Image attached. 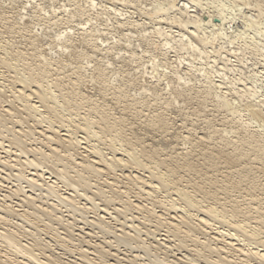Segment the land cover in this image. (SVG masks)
I'll return each instance as SVG.
<instances>
[{"label":"rangeland","instance_id":"374dc122","mask_svg":"<svg viewBox=\"0 0 264 264\" xmlns=\"http://www.w3.org/2000/svg\"><path fill=\"white\" fill-rule=\"evenodd\" d=\"M16 1V2H15ZM32 1H34V2H32ZM88 1V0H87ZM124 2V4H123V2ZM127 1V2H126ZM147 1V2H146ZM175 1V3H177L178 2V4L181 6V5H183V4H186V3H188V2H191V5L193 6V4H195L196 5V3L194 2L193 3V0H174ZM216 1V4L214 3V4H212L213 2H215ZM239 1V2H238ZM50 2H51V4H50ZM92 2H94V4L92 5L93 7L95 6V8H93V9H90L91 8V5H89L88 3H86L85 4V1H83V5H84V9L82 8L81 10H77V11H79V13H76L75 12V10L78 8V4H80L79 3V1L78 0H0V46H2L3 47V45L4 44H6V45H4V49H5V52H6V50L7 51H9L8 52V54H9V57H11V62L13 63H16L17 61H18V59H21V60H19L16 64H18V66L15 64V65H13V66H16V68H18L19 70H22V68H21V65H22V67L23 68H25L24 66H30V65H32V67H36V66H38L37 65V63L38 64H40L41 63V61H42V59H39V58H43V60L44 61H46L45 62V64L44 65H46V64H50V61L52 62L51 64H50V68L52 67V69H51V73H50V75H51V82H50V75L47 77V78H45V80L47 81V80H49L48 81V83L50 82V83H52V82H57L58 80H60V79H62L63 80V82H62V80H60L59 81V83L61 84H63V88H64V85L66 84L68 87V89H59V91H60V93H59V91L57 90H55L56 91V93L58 92L61 96H60V98H59V101L61 100V97H63V100H65L66 99V97H75L74 96V93H71V91H70V86H71V84H72V82L74 83V81L76 82V81H78L79 82V80H80V82L78 83L77 82V84H79V87L83 90V91H79L78 93V97H75L76 98V103L78 104V108L80 107L79 106V103H80V101L79 100H81V108H80V110L79 109H77V110H79L78 112V115L79 116H81L82 117V115L85 117V115H86V117H87V115H88V118L90 117V118H95V119H97L98 117V115H100V113L98 114V113H95L94 114V112H93V114H92V108H94V106L93 105H95V107L96 108H99V109H101V111L99 110V112H104V113H106V111H107V117L108 118H110V120L114 117V119L113 120H111V122H114V121H118L119 119H117L118 117L117 116H119V114H120V117L119 118H121L122 117V120L124 119V118H126L127 120H128V122L131 124H129V123H127V120L126 121H122L121 122V120H119L120 121V124H119V121H118V123L117 124H119V127H118V129H119V132L121 131H123V130H125V129H127L128 131H123L124 133H126L127 135H125L124 136V133L122 132H120V134H121V136L124 138V137H126V138H129V137H131V136H129V135H131L132 133H130L131 131H130V128H134L135 130H136V132L139 134V136L140 137H142V135H143V137H142V139H143V142H144V146L147 144V146H145L146 148L148 147V149H150L151 147H153V142L150 140V138L149 137H147L146 135H145V133H144V131H141L142 130V128L140 127V125H141V119H140V117H139V115L141 116L142 115V117H143V113L144 114H152V113H149V112H159V111H161V109H162V111H164V114H165V110H164V108H163V106H165L164 104H163V97H164V100H167V99H170V97H174V101H173V104L177 101L178 103H177V106L179 105V104H181L180 106H178L177 108H175V110L173 109L172 111L171 110H166V117L167 118H169L172 122V127H174V129L172 128V129H170L172 132L174 131L176 134H178V135H180V136H182L183 137V139L180 137L179 138V141H178V138L176 139V137H172V136H170L171 134L169 133V131L170 130H167V132H164V133H162V135H161V132H158V133H156V134H159L160 136H163V137H159L158 135H157V139L158 138H160V143H158V144H156L157 146H158V148L159 149H161L160 151H159V153H158V157H159V159H166V156L168 157V163L169 164H172V165H170V167H175V166H183L184 167V158H183V160H182V158H181V156L179 155L180 153H181V151H185V153H187V151L189 152V153H191V155L189 154V156L190 157H188V160H190V162L192 163V162H194V163H192V166L193 167H191V171H189V172H191V173H184L182 170L184 169L183 167H179L180 169L181 168H183L182 170H181V172H179L178 174H176V176L175 177H178V178H180V177H182V179H181V184H182V186L184 185V186H189V184H193L194 182V184L195 185H197L198 184V186L200 185V186H203V185H205V181H206V183H208V180H206V179H208L207 178V175L208 176H210L212 173V175H211V180H213L214 179V177L216 176V179H214L213 180V182H215V180H217V179H219L220 177L222 178V181L223 182H221L220 181V179L219 180H217V182H219L220 181V183H222V184H224V185H228V189H227V195L228 196H226V192L223 194V193H219L218 195H219V198L221 197V200H219L218 201V203L216 202V204H220L221 206L222 205H224V207H226L227 208V210H229L230 209V206H229V204H230V202L228 201H226L225 202V200H226V198L228 197V198H232V199H235V197H236V200L237 201H240L239 202V205L241 206V208L243 209V207H244V209H243V211H245L246 209L247 210H249V205H248V203H250V200L251 199H255V200H260V201H258L259 203L262 201V199H263V201H264V191H263V189H259V188H262L261 186H262V184H264V180H263V178H264V176L262 175L263 173H261L262 171H259L258 169L260 168V166H256V164H254V166H248L250 169H249V171L247 172V173H244V175L241 177V174H240V177H237V176H239V175H234V177H232L231 176V179L230 178H226L225 179V177H229L228 175H226V169H224V168H222V167H224V166H222V167H220V168H216V167H218V166H210V164H209V161H208V159H207V156L205 155V154H203V153H200L199 154V151L203 148H201V149H196L195 148V146H193L194 144H195V142H194V140L196 141L197 140V138H193V137H190V138H188L187 140L184 138V136H189V134H190V132H191V130H192V128H193V130H192V132L193 131H195L194 129L196 128V131H197V135L199 134L200 136L202 135V133H205L206 132V130L205 129H208V126H210L209 127V129L208 130H211L212 128H218V126H219V128L217 129V130H219V129H221V131H222V129H228V124L225 122L224 123V119H226V113L225 112H222V111H217V109L215 108H213L214 107V103H216V99H215V97H210V98H205L206 97V93H203V90L201 89V87H200V85H202L203 83H205V81L207 80V78L206 77H208V75L206 74V73H204L203 72V69H209V64L210 65H214L213 64V61H215L214 59H216V57H218V54H216V52L217 53H219L220 51V53H219V55L221 54L222 55V57H224V58H226V59H228L229 58V62H230V64L234 67V65H236L234 68L235 69H237V70H239L240 71V69H243L242 67L244 66V69L243 70H245L246 68L248 69V71H247V69L245 70V71H247L246 72V75H245V79L247 80H242V81H240L239 80V78H240V72H235V74H233V73H229V74H221L220 75V72H218L219 74H217V73H214V76H213V74H212V76H210V77H214V79L216 80L217 78H218V76H224V78H221V77H219L220 78V80H219V78L216 80V85H217V83H218V86H219V84H221L222 82H224V81H226V82H228L229 83V80L231 81V82H233L234 81V83L236 84V83H238V84H236V87L238 88H236L237 89V91H239V88H241L242 89V85H240L239 84V82L241 83V84H248L247 86H249V87H251V88H253L256 92H257V95L256 96H258L259 95V97H257L256 99H257V101H259V102H256L255 103V100L256 99H254V100H250V99H248V98H245V96L244 97H242V98H239L240 100V104L242 103V104H244V105H239L238 104V107H240V108H244V109H247L250 105H253V107L254 106H256L257 104H259V105H263V106H261V108H262V110H264V71H263V68H264V0H200V1H198V0H196V2L198 3H200V2H202V4H204L205 6H207V3H208V5L210 6V7H208L207 8V13L209 14V16H211V19L212 20H210V22H208L207 24H206V30L207 31H216V30H218V28H217V25H219L220 23V18H218V16H220L221 18H222V23H221V27L222 28H224L225 30V32H228V33H231V34H236L238 31H240V33H242L241 35H239L238 36V38H239V40L236 42V46L235 45H232V46H235L234 48L232 47V46H229V44H223V45H221L220 44V46H218V47H213L212 45H210V44H208V45H206L205 47H206V50H214V49H218L219 47H221L222 46V49L220 50V48L218 49V51H216V52H212V54L210 53V58H208L209 57V54H206L205 53V51H203L201 48L200 49H198V48H196V54H195V50L194 49H191V47L189 46V45H191V44H189L188 43V41L186 40V36L189 34L188 32H189V30H187V29H185L184 27H180V25L179 24H175V25H167V23H165V21L164 20H166L167 18H170L171 16H172V14H173V11L172 10H167V8H169V6L167 5L168 4V1L167 2H164L163 0H93ZM101 2V3H100ZM122 2V3H121ZM138 2H139V4H138ZM38 5H37V4ZM76 3V4H75ZM104 3V4H103ZM161 3L164 5V6H162L161 5ZM166 3V4H165ZM182 3V4H181ZM27 4V5H26ZM90 6L89 8L88 7H86V6H88V5ZM157 4V5H156ZM236 4V5H235ZM12 5V6H11ZM25 5V6H24ZM40 6L39 8H41V9H37V6ZM51 6V8H52V10H51V8H50V6ZM54 5V6H53ZM64 5V6H63ZM136 7H135V6ZM156 5V6H155ZM158 5H160L159 7H158ZM240 5V6H239ZM246 5V6H245ZM260 5V6H259ZM16 6V7H15ZM21 6V7H20ZM24 6V7H23ZM53 6V7H52ZM77 6V7H76ZM140 6V7H139ZM234 6H236V7H234ZM9 7V8H8ZM25 7H26V9H25ZM28 7V8H27ZM62 9H61V8ZM68 7V8H67ZM154 7V8H153ZM157 7V8H156ZM163 7L165 8V9H163ZM198 8H196V7H194V9L197 11V12H199L200 10V8H199V6H197ZM234 7V8H233ZM242 8V10H237L238 8L239 9H241ZM24 8V9H23ZM50 10H49V9ZM54 8V9H53ZM60 8V9H59ZM161 8V9H160ZM233 8V9H232ZM45 9V10H44ZM49 11H47V10ZM64 9V12H75L74 14H76V15H74V20L75 21H72V23L70 24H60L61 22H59V19L60 18H62V16L65 14L62 10ZM154 9H155V11H154ZM158 9H159V11H158ZM193 8H191L190 9V11L192 10H194ZM234 9H236V11L234 10ZM11 10V11H10ZM18 10V11H17ZM23 12H22V11ZM32 10V11H31ZM39 10V11H38ZM41 10H42V12H41ZM58 12H57V11ZM66 10V11H65ZM86 12H85V11ZM87 10H88V12H87ZM92 10V11H91ZM107 10V11H106ZM164 10V11H163ZM233 10H234V12H233ZM253 10V11H252ZM33 11H36V14H35V12H33ZM50 11H52L51 13H50ZM57 12V14L55 13V12ZM158 11V12H157ZM232 11V12H231ZM239 11H240V13H239ZM14 12V13H13ZM27 12V13H26ZM30 12H32V13H30ZM38 12H40V13H38ZM45 12H47V13H45ZM60 12V13H59ZM154 12H156V13H154ZM166 12V13H165ZM261 14H260V13ZM19 13V14H18ZM37 13H38V16H37ZM44 13V14H43ZM58 13H59V15H58ZM94 13V14H93ZM115 13V14H114ZM117 13V14H116ZM151 13V14H150ZM160 13V14H159ZM236 15H235V14ZM239 13V14H238ZM243 13V17L241 16V14ZM263 13V14H262ZM17 14V15H16ZM29 14H32V15H29ZM40 14V15H39ZM50 14V15H49ZM55 14V15H54ZM81 14V15H80ZM98 14V15H97ZM155 14V15H154ZM156 14H158V15H156ZM165 14V15H164ZM203 14V13H202ZM231 14H233V15H231ZM244 14H245V16L247 15L248 16V19H249V17H250V22H247V24H246V21H245V19H244ZM33 15H34V17H33ZM45 15H46V17H45ZM62 15V16H61ZM204 15V14H203ZM238 15V16H237ZM252 15V16H251ZM8 16V17H7ZM32 16V17H31ZM41 16V17H40ZM45 18H44V17ZM49 16V17H48ZM51 16V17H50ZM141 16V17H140ZM147 16V17H146ZM205 16V15H204ZM237 16V17H236ZM3 17V18H2ZM31 17V18H30ZM36 17H37V19H36ZM60 17V18H59ZM241 17H242V19L244 20V22H243V20L241 19ZM8 18V19H7ZM16 18H17V20H16ZM42 18H43V20H42ZM56 18V19H55ZM137 18V22H138V26L140 27H138L137 25H135L134 26V22H133V20H135ZM232 18V19H231ZM30 19H35L34 21L33 20H30ZM40 19V20H39ZM49 19V20H48ZM116 19V20H115ZM119 19V20H118ZM128 19V21H126ZM132 19V20H131ZM163 19V20H162ZM14 20V21H13ZM45 20V21H44ZM51 20V21H50ZM112 20V21H111ZM158 20V21H157ZM213 20H214V22H213ZM252 20H254V23H252L251 21ZM11 21V22H10ZM36 21H38V22H36ZM39 21H41V22H39ZM46 21H48L47 23H46ZM53 21H55L52 25H50L51 24V22H53ZM163 23H162V22ZM241 21V22H240ZM249 21V20H248ZM17 22V23H16ZM43 22V23H42ZM58 22H59V24H58ZM75 22V23H74ZM80 24H79V23ZM92 22V23H91ZM125 22V23H124ZM127 22H130L129 24L127 23ZM153 22V23H152ZM155 22V23H154ZM158 22V23H157ZM22 23V24H21ZM33 23V24H32ZM35 23H36V27H35ZM40 23V24H39ZM42 23V24H41ZM50 23V24H49ZM118 23L121 25L122 24V27L121 26H119L118 25ZM142 23V24H141ZM162 23V24H161ZM252 23V24H251ZM24 24V25H23ZM39 24V25H38ZM43 24H45V26H47V27H45ZM91 24V25H90ZM114 24V25H113ZM127 25V26H129V25H131V28H133L134 30H132V29H130L129 27H127V26H125V28H124V25ZM237 24H241L239 27L237 26ZM245 24V25H244ZM14 25V26H13ZM43 27H42V26ZM79 25V26H78ZM90 25V26H89ZM116 25V26H115ZM133 25V26H132ZM33 26V27H32ZM70 26V27H69ZM115 26V27H114ZM242 26V27H241ZM245 26V27H244ZM5 27V28H4ZM32 27V28H31ZM50 27V28H49ZM69 27V28H68ZM77 27V28H76ZM92 27V28H91ZM120 27V28H119ZM159 27H161V30L163 29V31H164V33H161V34H158V31H157V29H160ZM163 27V28H162ZM177 27V28H176ZM240 27H241V29H240ZM22 28V29H21ZM39 30H38V29ZM43 28V29H42ZM48 28V29H47ZM95 28H96V30H98V29H100L99 31L100 32H105V37L103 36V38L105 39V40H107V41H104V39H100V41L98 42L99 44L101 43V45L99 46V47H92V44H91V42L89 41V43H90V45H89V43H88V40H87V43H86V40L85 39H87L88 38V35H90L89 37H91V34H94V35H98L97 33H96V30H95ZM123 30H122V29ZM139 28V29H138ZM244 28V29H243ZM14 29V30H13ZM41 29V30H40ZM50 29V30H49ZM180 29V30H179ZM198 29H200L201 31L204 29V26L202 25V26H199V28ZM7 30V31H6ZM29 30V31H28ZM34 30H36V31H34ZM84 30V31H83ZM93 30V31H92ZM132 30V31H131ZM136 30V31H135ZM156 30V31H155ZM28 31V32H27ZM34 31V34L32 35L31 34V32H33ZM77 31V32H76ZM135 31V32H134ZM199 31V30H198ZM8 32V33H7ZM12 32V33H11ZM18 32V33H17ZM25 32V33H24ZM63 32V33H62ZM80 32V33H79ZM81 32H83V34L81 33ZM86 32H88V33H86ZM166 32H168V33H166ZM183 32V33H182ZM35 33H36V35H37V37H36V35H35ZM62 35H61V34ZM86 33V34H85ZM152 33V34H151ZM179 33V34H178ZM67 34H68V36H67ZM80 34H82V35H80ZM106 34L108 35V36H106ZM114 34V35H113ZM165 34H167L166 36H168V34L171 36L172 35V37H169L170 38V40H169V38L167 39V37L166 38H164L163 37V39H162V36L161 35H165ZM177 34L179 35V36H177ZM180 34H182V35H180ZM28 35V36H27ZM48 37H47V36ZM159 35V36H158ZM184 35V36H183ZM22 36V37H21ZM36 38H35V37ZM43 36V37H42ZM54 36V37H53ZM61 36H62V40H60L61 41V43L59 44L58 43V41L59 40H57V42L56 41H54L55 39H59V37L61 38ZM65 36V38H66V41L65 42H63V40H65V38H63ZM69 36H70V38H69ZM72 36V37H71ZM80 38H79V37ZM173 36L177 39H174L173 38ZM32 37H34V38H32ZM51 37L53 38L52 40L53 41H51ZM57 37V38H56ZM67 37H68V39H67ZM76 37V38H75ZM95 37H97V36H95ZM116 39H115V38ZM158 37H160V38H158ZM12 38H14V40L12 39ZM72 38H74L75 39V41L74 40H72ZM82 38H84V39H82ZM98 38V40H99V38H101V37H97ZM142 38V39H141ZM171 38H172V41H171ZM183 38H184V40H183ZM27 39V40H26ZM36 39V40H35ZM79 41H78V40ZM140 39V40H139ZM160 39V40H159ZM26 40V41H25ZM50 40V41H49ZM70 40V41H69ZM83 40V41H82ZM167 40V41H166ZM195 40H196V42H197V38L195 39L194 38V40L192 41L193 43H195L196 45H197V43L195 42ZM2 41V42H1ZM5 41H7V42H5ZM32 43H31V42ZM43 41V42H42ZM76 43V45H75V43ZM80 41H82L81 43H80ZM105 43H104V42ZM144 41H145V43H144ZM158 41V42H157ZM34 42V43H33ZM36 42V43H35ZM56 42V43H55ZM69 42H71L72 44H74V46L70 43L69 44ZM164 42V43H163ZM168 42V43H167ZM173 44H172V43ZM79 43V44H78ZM84 43V44H83ZM117 43V44H116ZM170 43V44H169ZM186 43V44H185ZM200 42H199V40H198V44H199ZM215 43H216V40H215ZM24 44V45H23ZM32 44V45H31ZM33 44H34V47H33ZM65 46H63V45ZM67 44H69L68 46H69V48L66 46ZM89 45V46H87V45ZM106 44H108V45H106ZM130 44V45H129ZM18 45H19V47H18ZM50 45V46H49ZM80 45V47H78ZM102 45H104L103 47H102ZM115 45V46H114ZM119 47H118V46ZM139 45V46H138ZM163 45V46H162ZM226 45V46H225ZM16 46V47H15ZM25 46V47H24ZM71 46V47H70ZM159 46V47H158ZM225 46V47H224ZM229 46V47H228ZM8 47V48H7ZM13 47V48H12ZM22 47V48H21ZM30 47V48H29ZM56 47V48H55ZM64 47V48H63ZM72 47H74V48H72ZM77 47V48H76ZM89 47V48H88ZM92 47V48H91ZM112 47V48H111ZM164 47H166V49L164 48ZM188 47H190V48H188ZM204 47V46H203ZM225 49H224V48ZM16 48V49H15ZM27 48V49H26ZM43 48V49H42ZM49 48V49H48ZM83 48L85 49H87V50H89L90 52H88V51H86V49H85V51L83 50ZM98 50H96V49ZM108 48V49H107ZM139 48V49H138ZM173 48V49H172ZM185 48V49H184ZM0 58L2 57L3 58V54L4 53H2L1 54V52L3 51L4 52V50H2V48L0 47ZM93 51H92V50ZM94 49H95V51H94ZM109 49H111L110 50V53H109ZM180 49V50H179ZM183 49V50H182ZM189 49V50H188ZM203 49H205V48H203ZM224 49V50H223ZM227 49V50H226ZM17 50V51H16ZM38 50V51H37ZM77 50V51H76ZM80 50V51H79ZM101 50V51H100ZM105 50H106V52H105ZM123 50V51H122ZM177 50H179V51H177ZM194 50V51H193ZM200 52H199V51ZM220 50V51H219ZM229 50V51H228ZM230 50H232V51H230ZM16 51V52H15ZM79 51V52H78ZM84 51V54L82 53ZM101 52V53H99V54H95V52ZM104 51V54L102 53ZM175 51H176V54H175ZM235 51V52H234ZM21 54V56H24L23 58H25L26 60H23L22 61V57L21 58H17L18 56V54L19 53ZM22 52H24V54H22ZM88 52V53H87ZM94 52V56L92 55V53ZM108 52V53H107ZM112 52V53H111ZM117 52V53H116ZM136 52V53H135ZM156 52V53H155ZM190 52V53H189ZM192 52H194V53H192ZM203 53V54H199V53ZM233 52V53H232ZM7 53V52H6ZM5 53V54H6ZM15 53V56H14V58L12 57L13 56V54ZM16 53H17V55H16ZM32 53V54H31ZM40 53V54H39ZM61 53V54H60ZM87 53V54H86ZM119 53V54H118ZM161 53V54H160ZM162 53H164V54H162ZM231 53V54H230ZM10 54H11V56H10ZM36 54H39V55H37L36 56ZM79 54V55H78ZM83 54V55H82ZM110 56H109V55ZM112 54V55H111ZM195 54V55H194ZM197 54H199L200 56H202V57H200L199 55H197ZM213 54H215V57L213 56ZM226 54H230V55H228V57H227V55ZM238 54V55H237ZM7 55V54H6ZM34 55V56H33ZM82 55V56H81ZM88 55V56H87ZM99 55V56H98ZM106 55H107V59H103V56H105L106 57ZM126 55V56H125ZM132 55V56H131ZM147 55V56H146ZM158 55V56H157ZM166 57H165V56ZM177 55V56H176ZM194 55V56H193ZM197 55V56H196ZM208 55V56H207ZM226 55V56H225ZM8 56V55H7ZM26 56V57H25ZM38 56H40V57H38ZM44 56V57H43ZM81 56V57H80ZM86 56V57H85ZM97 56V57H96ZM109 56V57H108ZM125 56V57H124ZM127 56H130V57H128L127 58ZM134 56V57H133ZM162 56V57H161ZM164 56V57H163ZM170 56V57H169ZM185 56V57H184ZM186 56H187V58H186ZM189 56H191V58H189ZM196 56V57H195ZM199 56V57H198ZM207 56V57H206ZM230 56V57H229ZM36 57H38V58H36ZM62 57V58H61ZM65 57V58H64ZM70 57V58H69ZM104 57V58H105ZM115 57V58H114ZM44 58H47L46 60L44 59ZM49 58H51V59H49ZM81 58V59H80ZM85 58H87V59H89V60H87V59H85ZM91 58H92V60H91ZM99 58H101V59H99ZM130 58H132V59H130ZM165 58H166V60H165ZM190 60H189V59ZM198 58H200V59H198ZM207 60H206V59ZM67 59V60H66ZM72 59V60H71ZM85 59V60H84ZM98 59V61L100 62H96V60ZM159 59V60H158ZM188 59V60H187ZM41 60V61H40ZM49 60V61H48ZM52 60H54V61H56V60H58V61H60L61 62V64H60V62H58L57 63V61H56V63L54 62V61H52ZM102 62H101V61ZM103 60L105 61V63L103 62ZM192 60H194V61H192ZM205 60V61H204ZM211 60V61H210ZM217 60V59H216ZM22 61V62H21ZM44 61H42L43 63H44ZM72 61V62H71ZM86 61V62H85ZM97 63H95V62ZM163 61V62H162ZM169 61V62H168ZM192 63H191V62ZM207 61V62H206ZM233 61V62H232ZM0 62H1V59H0ZM20 62V63H19ZM28 63V65L26 64V63ZM33 62H34V65H33ZM40 62V63H39ZM93 63V64H91V63ZM196 62V63H195ZM221 61H218L217 62V64L221 67ZM25 63V64H24ZM36 63V64H35ZM70 63V64H69ZM81 63V64H80ZM121 63V64H120ZM169 63V64H168ZM189 63H191V65L189 64ZM207 63V64H206ZM247 63V64H246ZM257 63H259V64H257ZM262 65H261V64ZM53 64V65H52ZM56 66H55V65ZM69 66H67V65ZM95 64H96V67H95ZM101 66H100V65ZM111 64V65H110ZM194 64H196V65H194ZM202 64V65H201ZM206 64V65H205ZM65 65H66V67H65ZM97 65H99L98 66V68H97ZM103 65V66H102ZM199 67H198V66ZM57 67L58 68V70H60V71H57L55 74H53L54 72H55V67ZM87 66V67H86ZM93 66V67H92ZM169 66H171V67H169ZM190 66V67H189ZM207 66V67H206ZM241 66V67H240ZM255 66V67H254ZM0 67H1V63H0ZM31 67V66H30ZM77 67H79L78 69H77ZM134 67V68H133ZM175 67V68H174ZM188 67L191 69V70H193V71H191L190 69H188ZM196 67V68H195ZM197 67H198V69H197ZM53 68H54V71H53ZM60 68V69H59ZM64 68V69H63ZM68 70H67V69ZM99 68H101L102 70H103V72H102V76H104L105 78H106V80L105 81H103L104 79V77H102V78H100V79H98L96 76H97V73L99 72ZM123 68V69H122ZM156 68V69H155ZM170 68V69H169ZM250 68H252V70L254 71H251V69ZM63 69V70H62ZM108 69V70H107ZM0 70L3 72V75L4 76H2L1 78H3V80H1V78H0V81H1V83H3V84H7V85H10L9 87H8V89H7V91L8 92H5V93H7V94H5V93H3L2 95L3 96H1L0 97V101L3 99L5 102H3V100L0 102L1 103V105H0V118L2 117V119L4 118V123H6V121L5 120H8V122L6 123V126L7 127H9V128H11V125L13 124V126H15V127H12V129H14V131H16V129H17V131L18 132H21L22 130L24 131V130H26V131H30V132H32L33 133V135L32 136H30V137H28V136H24L23 137V139L25 138L26 139V145L25 146H17L16 144H13L12 142H10L9 140H8V138H9V136L8 135H6L5 136V134H7V133H4V137L2 136V135H0V136H2L3 137V139H5V140H3V142H4V145H5V149L6 150H9V149H11V147H12V149L10 150V152H6V150L4 149V148H2V147H0V157H2V158H4V159H8V160H14L15 158L17 159L18 157H16V155H18V154H20V149H23V151H24V153H25V155L24 156H29V158H31V159H34V158H36L35 157V155L33 154V153H31L30 152V154H29V150H31V149H34L35 147L36 148H38V147H41L40 149L42 150V151H45L46 150V152H48V148H47V146L44 144L45 142H44V137L41 135H39L38 134V131H41L42 129H45L46 127V124H42L41 125V127H40V125H38L37 126V124L33 121V120H31V118L29 119H27V117H26V114H25V111H23V106L21 105V103L19 104L18 102H15L12 98V93L10 92V91H12V90H10L9 88H11L12 89V87L15 89V86H16V88L18 87V83L19 82H17L16 84L14 83V85H13V81H12V76L14 75V73H11V70H8V71H6L3 67H1L0 68ZM73 70V71H72ZM74 70L79 74H77L76 75V72H74ZM96 70L98 71V72H96ZM122 70H124V71H122ZM149 70V71H148ZM202 70V71H201ZM64 71V72H63ZM83 71V72H82ZM108 71V72H107ZM117 71V72H116ZM147 71H148V73L149 72H151V73H149L150 75H148V74H146L147 73ZM186 71L190 74H186ZM197 71H199L198 73L200 74V72H201V76L197 73ZM262 71V72H261ZM10 74H9V73ZM59 72H61V75L60 74H57V73H59ZM74 73L76 76H74V74H71V73ZM80 72V73H79ZM117 74H116V73ZM127 72V73H126ZM141 72V73H140ZM193 72V73H192ZM198 74H196V73ZM64 73V74H63ZM82 73V74H81ZM107 73V74H106ZM108 73H109V76H108ZM112 73V74H111ZM113 73H115V75L113 74ZM119 73V74H118ZM125 73H126V77L124 76L125 75ZM135 73V74H134ZM136 73H137V75H136ZM140 73V74H139ZM203 73V74H202ZM248 73V74H247ZM253 73L255 74V75H253ZM85 74V76L83 77V75ZM104 74V75H103ZM112 76H111V75ZM141 74H143V79H145V81L143 80V79H141L140 80V85H144L145 84V93L143 94L142 92H141V89H139V88H141V87H139V85H138V82H134L133 80L136 78V76H138V75H140L141 76ZM145 74H146V77H145ZM171 76H170V75ZM191 74H193V75H191ZM217 74V75H216ZM238 74V75H237ZM250 74H252V75H250ZM9 75V76H8ZM69 77H68V76ZM87 75V76H86ZM95 75V76H94ZM106 75V76H105ZM118 75V76H117ZM124 77H123V76ZM132 75L134 76V77H132ZM136 75V76H135ZM148 75V76H147ZM167 77H166V76ZM233 75V76H232ZM57 76V77H56ZM63 76V77H62ZM92 76H93V78H92ZM113 76H116V77H113ZM131 76V78H133V79H130L129 77ZM150 76V77H149ZM166 78H165V77ZM172 76H173V79L172 80H170L171 78H172ZM247 76H249V78L247 77ZM257 76H258V78H257ZM54 77V78H53ZM59 77V78H58ZM74 77V78H73ZM79 79H78V78ZM81 77V78H80ZM95 77V78H94ZM139 77V76H138ZM152 77H153V79H152ZM160 77V78H159ZM163 77V78H162ZM205 77V78H204ZM228 77H229V79H228ZM236 77H239V78H237L236 79ZM252 77V78H251ZM53 78V79H52ZM57 78H58V80H57ZM83 78V79H82ZM86 78V79H85ZM113 80H112V79ZM117 78V80H115ZM121 78H123V80H121ZM128 78V80L126 81V79ZM139 78H141V77H139ZM235 78V79H234ZM255 78V79H254ZM4 79H5V81H4ZM74 81H73V80ZM78 79V80H77ZM96 79V80H95ZM107 79H111L112 81V83H109V80H107ZM124 79H125V81H124ZM225 79V80H224ZM232 79H234V80H232ZM65 80V81H64ZM91 80H94V82H95V84H94V82H92ZM102 80V81H101ZM143 80V81H142ZM158 80H159V82H158ZM164 80V81H163ZM168 80V81H167ZM203 80H205V81H203ZM224 80V81H223ZM236 80L238 81V82H236ZM262 80V81H261ZM115 81V82H114ZM130 81H132V82H130V83H132V84H130L129 82ZM203 81V82H202ZM220 81H222V82H220ZM244 81V82H243ZM249 81V82H248ZM7 82V83H6ZM8 82H9V84H8ZM84 82V83H83ZM119 82V83H118ZM120 82H122L123 84H121ZM129 84H128V83ZM145 82V83H144ZM163 82V83H162ZM202 82V83H201ZM230 82V83H231ZM243 82V83H242ZM257 82V83H256ZM71 83V84H70ZM85 83H86V85H85ZM114 83V84H113ZM116 83L117 84H120V85H116ZM133 83H135L136 84V86H134L135 84H133ZM159 83H162L161 85H162V87L164 88H167V89H165L164 88V90H167V93L165 94L162 90H163V88L161 89L160 87H161V85H159ZM170 83V84H169ZM225 83V82H224ZM228 83H225V84H228ZM83 84V85H82ZM91 84V85H90ZM105 84H107V85H105ZM111 84H113V85H111ZM126 84H128L129 85V87H128V85H126ZM155 86H154V85ZM157 84V85H156ZM168 84H169V86H168ZM225 84H222L223 86H225L224 88H223V86H222V88H223V90H222V92L223 93H228L227 91H228V86L227 85H225ZM19 85H20V83H19ZM100 85H103V86H100ZM109 85H111V86H109ZM115 85V86H114ZM122 85H124V87L122 86ZM126 85V86H125ZM146 85H147V87H146ZM159 85V86H158ZM175 85V86H174ZM238 85V86H237ZM240 85V86H239ZM101 88H99V87ZM104 86H106V88L104 87ZM108 86L109 87H111V89L109 88V90H108ZM117 86L120 88H117ZM122 86V87H121ZM133 86V87H132ZM149 86L151 87V88H149ZM153 86V87H152ZM158 86V87H157ZM259 86V87H258ZM84 87H86V88H84ZM105 88V90H104V88ZM113 87H116V88H114L113 89ZM128 87V88H127ZM168 87H169V89H168ZM256 87V88H255ZM65 88H66V86H65ZM98 88H99V90H98ZM124 88V89H123ZM125 88H126V90H125ZM146 88H149L148 90L146 89ZM153 88V89H152ZM156 88V89H155ZM219 88V87H218ZM217 88V89H218ZM259 88V89H258ZM55 89V88H54ZM87 91H85V90ZM90 89V90H89ZM106 89H107V91H106ZM117 89V90H116ZM122 89V90H121ZM150 89H152L151 91L152 92H150ZM154 89H155V91L157 92V90L159 91V92H157V94L158 93H160V97H161V99H159V100H157V102L158 103H156V105H158L159 107H157V106H155V99H152V97H150V99L148 98V100H150L149 101V103L152 105V106H140V107H138V108H132L131 106H127V107H125V105L126 104H123L121 101H120V99H119V97L121 98V100L123 99V95L125 94L126 96H127V94H128V96L132 93H134L132 96H137L139 93V95H138V97L139 98H142L145 94H146V96H148L147 94H149V96L151 95V93H155V91H154ZM160 89V90H159ZM174 89H176V90H173ZM240 89V90H241ZM259 91H258V90ZM111 90H113L112 92H113V94H112V92H111ZM220 90V89H219ZM61 91H62V93H61ZM70 92V93H67V92ZM88 91H90V92H88ZM96 91V92H95ZM101 91H103V92H101V94L100 95H102L103 93V96H100L99 95V93ZM105 91V92H104ZM109 91V92H108ZM117 91H124V93L123 92H120V93H118ZM154 91V92H153ZM161 91H162V93H164V94H162L161 93ZM172 91V92H171ZM226 91V92H225ZM64 92H66L68 95L64 98V96H65V93ZM81 92V93H80ZM84 92V93H83ZM99 92V93H98ZM116 92V93H115ZM131 92V93H130ZM150 92V93H149ZM173 92H174V94H173ZM64 93V94H63ZM90 93H92V94H90ZM96 93V94H95ZM106 93V94H105ZM108 93V94H107ZM115 93V94H114ZM142 93V94H141ZM172 94V95H170V94ZM259 93V94H258ZM73 94V95H72ZM83 94V95H82ZM88 94V95H87ZM117 94V96H119V97H117V96H115ZM162 94V95H161ZM168 94L170 95V97L168 96ZM7 95V96H6ZM11 95V96H10ZM96 95V96H95ZM112 95V96H111ZM121 95V96H120ZM124 95V96H125ZM130 95V96H131ZM164 95V96H163ZM232 95V96H231ZM81 96V97H80ZM83 96L84 97H86V99L84 98L83 99ZM135 96V97H136ZM148 96V97H149ZM229 97H228V99L230 98V99H232V100H236L237 99V97H239L238 95H235L234 94V96H233V94L231 93L230 95H228ZM232 98H231V97ZM10 97V98H9ZM81 99H80V98ZM88 97V98H87ZM94 97H95V99H94ZM105 97H106V99H105ZM108 97V98H107ZM113 97H115V98H113ZM117 97V98H116ZM137 97V98H138ZM165 97H168V98H165ZM6 98V99H5ZM97 98V99H96ZM100 98V99H99ZM104 99V101H103V99ZM184 98H185V100H184ZM34 99V101H36L37 99L36 98H33ZM78 99V100H77ZM88 99V100H87ZM90 99V100H89ZM109 101H108V100ZM119 99V100H118ZM63 100H61V102L63 101ZM85 100V103H83L82 101H84ZM97 100V101H96ZM101 100V101H100ZM105 100H107V101H105ZM114 102H113V101ZM118 100V101H117ZM155 100V101H154ZM243 100V101H242ZM250 100V101H249ZM260 100H261V102H260ZM8 101H9V105H8ZM12 101V102H11ZM79 103H78V102ZM113 103H111V102ZM153 101V102H152ZM163 101V102H162ZM212 101H214V103L212 102ZM254 101V102H253ZM99 103V106H98V103ZM106 102H107V104H106ZM117 102H119V104L117 103ZM160 102H162V103H160ZM4 103H6V104H4ZM18 103V104H17ZM76 103H75V105H76ZM97 103V104H96ZM160 103V104H159ZM205 103H207V104H205ZM247 103V104H246ZM252 103V104H251ZM255 103V104H254ZM261 103V104H260ZM4 104V105H3ZM15 104V105H14ZM101 104V105H100ZM122 104V105H121ZM211 104H212V106H211ZM248 104H249V106H248ZM19 105V106H18ZM71 106V107H69V110L71 111L72 109V113L70 112V113H67V114H71L73 117H75L76 115H77V110H76V106ZM90 105V106H89ZM104 105H106V106H104ZM107 105L109 106V105H111L112 106V108L109 106L108 108H107ZM124 105V106H123ZM163 105V106H162ZM3 107V109H2V107ZM8 106V107H7ZM13 106V107H12ZM84 106V107H83ZM91 106H93V107H91ZM98 106V107H97ZM124 107V109L125 110H123V107ZM206 106V107H205ZM211 106V107H210ZM242 106V107H241ZM21 107V108H20ZM74 107H75V109H74ZM154 107V108H153ZM155 107H156V109H155ZM183 109H182V108ZM252 107V108H253ZM4 108H6V109H12L11 110V113H12V117H8V115L6 114V116H5V114L4 113H2L3 111L2 110H4ZM90 108V109H89ZM119 110H118V109ZM141 108H142V110H141ZM144 108V109H143ZM213 108V109H212ZM2 109V110H1ZM83 111H82V110ZM108 109V110H107ZM112 109V110H111ZM114 109H116V110H114ZM121 109V110H120ZM127 109H128V111H127ZM148 109V110H147ZM178 109V110H177ZM204 109V110H203ZM211 109V110H210ZM19 110V111H18ZM69 110H67V111H69ZM90 111V113H87L86 111ZM103 110V111H102ZM132 110V111H131ZM150 110V111H149ZM153 110H155V111H153ZM18 111V112H17ZM21 111V112H20ZM76 111V112H75ZM80 111H82L81 113H80ZM113 111L115 112V113H113ZM127 111V113H124V112H126ZM130 111H131V113H130ZM141 111V113L139 114V112ZM145 111V112H144ZM170 111H171V113H170ZM202 111V112H201ZM207 113H206V112ZM215 111V112H214ZM19 112L22 114H20V116H19ZM110 112V113H109ZM111 112L113 113L112 115H111ZM121 112H123V113H121ZM175 112H177V113H175ZM183 112V113H182ZM193 112V113H192ZM14 113V114H13ZM17 113V114H16ZM129 113V114H128ZM179 113V114H178ZM2 114H4V115H2ZM15 114L17 115L16 117H15ZM74 114H76L75 116H74ZM98 114V115H97ZM109 114H110V116H109ZM115 114H116V116H115ZM203 116H202V115ZM208 114V115H207ZM114 115V116H113ZM128 115V116H127ZM137 115V116H136ZM19 116V117H18ZM23 116V117H22ZM134 116V117H133ZM170 116H173L172 118L173 119H171L170 118ZM112 117V118H111ZM124 117V118H123ZM212 117V118H211ZM222 117H224V119L222 118ZM24 118V119H23ZM136 118H139V119H136ZM177 118V119H176ZM203 118H205V119H203ZM11 121H10V120ZM21 119H22V123H20V124H17V122L19 123V121H21ZM26 119V120H25ZM116 119V120H115ZM133 119L135 120V121H133ZM219 119V120H218ZM224 121H223V120ZM15 120V121H14ZM19 120V121H18ZM23 120L24 121H27L28 120V123L27 122H24V124H23ZM31 120V121H30ZM188 120V121H187ZM209 120H210V123H209ZM212 120V121H211ZM17 121V122H16ZM181 121V122H180ZM185 121H187V122H185ZM205 121H207L208 123H205ZM13 122V123H12ZM17 124H15V123ZM132 122V123H131ZM135 122V123H134ZM139 122V125L137 124L136 125V123H138ZM176 122V123H175ZM223 124V125H220L221 123ZM255 122H256V120H255ZM260 121H258L257 123H254L253 124V128H258L257 127V125H260L261 124V122L259 123ZM8 123H10V124H8ZM32 123V124H31ZM175 123V124H174ZM181 123V124H180ZM184 123H185V125H184ZM259 123V124H258ZM36 124V126H34V125ZM135 124V125H134ZM178 124V127L177 126H175V125H177ZM184 126H183V125ZM196 124H197V126H196ZM205 124H206V126H205ZM207 124H208V126H207ZM214 124V125H213ZM225 124V125H224ZM257 124V125H256ZM21 127H20V126ZM45 125V126H44ZM126 125H130L129 127L127 126V127H125ZM134 127H133V126ZM174 125V126H173ZM181 125V126H180ZM193 125V126H192ZM217 125V126H216ZM262 125V124H261ZM20 128H19V127ZM31 126H32V128H31ZM36 128H34V127ZM124 126V127H123ZM136 126H138V127H136ZM191 126H192V128H191ZM202 126H204V129H203V127ZM211 126H212V128H211ZM214 126V127H213ZM224 128H223V127ZM256 126V127H255ZM26 127V128H25ZM121 127L122 128H124V129H122L121 130ZM140 127V128H139ZM222 127V128H221ZM19 128V129H18ZM31 128V129H30ZM64 128H66V127H64ZM63 128V129H64ZM136 128H139L140 129V131H139V129L137 130ZM181 128L183 129V130H181ZM185 128V129H184ZM191 128V129H190ZM211 128V129H210ZM263 127H261V129H262ZM20 129H21V131H20ZM38 129V130H37ZM97 131H98V129L97 128H95ZM260 129V130H261ZM176 130V131H175ZM205 130V131H204ZM212 130H214V129H212ZM263 131H261L260 133L262 134V135H260L259 136V139H262L261 141H263V143H264V129H262ZM25 131V132H26ZM35 131V132H34ZM179 131V132H178ZM182 133H181V132ZM185 131L186 132H188V134L187 133H185ZM220 131V130H219ZM142 132H143V134H142ZM63 133H65L64 131H61V134H63ZM169 135H168V134ZM19 134H21V133H19ZM81 134V135H80ZM164 134V135H163ZM167 134V135H166ZM39 135V136H38ZM79 135L80 136H82L83 134L82 133H79ZM34 136V137H33ZM166 136V137H165ZM169 136V137H168ZM146 137V138H145ZM144 138H145V141H144ZM148 138V139H147ZM165 138V139H164ZM192 138H193V141H192ZM9 139H11V137L9 138ZM28 139L29 140H34L35 141V143H34V141H32V143H31V141H28ZM37 139V140H36ZM171 139H175L174 141H172ZM100 140V139H99ZM99 140L98 139H96V141H98L99 142ZM102 141H100V145L101 144H103V145H101L102 146V148H104V147H106L105 145H104V142H103V139H101ZM148 140V141H147ZM161 140H164V141H161ZM167 140V141H166ZM168 140H170V141H168ZM95 141V142H96ZM151 141V142H150ZM181 143L180 145H179V143ZM186 141H189L188 143L186 142ZM1 142H2V140H1ZM162 142V143H161ZM170 142V143H169ZM173 142V143H172ZM177 142V143H176ZM193 142H194V144H193ZM12 143V144H11ZM29 145H28V144ZM152 143V144H151ZM168 143V144H167ZM175 143H176V145H175ZM182 143H186L185 145L184 144H182ZM191 143H192V145H191ZM32 144V145H31ZM148 144H149V146H148ZM161 144V145H160ZM167 144V145H166ZM170 144V145H169ZM173 144V145H172ZM9 145H11L10 147H8ZM35 145V146H34ZM160 145V146H159ZM163 145H164V147H163ZM175 145V146H174ZM182 145H184V146H182ZM211 145V144H210ZM209 144H207L206 146H204V150L203 151H206V149H207V151L209 150V146H210ZM15 146V147H14ZM27 146V147H26ZM38 146V147H37ZM104 146V147H103ZM171 146V147H170ZM175 147L174 148V150H173V148L172 147ZM184 147V149L182 148V147ZM208 146V147H207ZM212 146V145H211ZM22 147V148H21ZM31 147V148H30ZM137 149H140L141 147H140V145H136L135 146ZM156 147V146H155ZM155 147H153V148H155ZM167 147V148H166ZM169 147H170V149H169ZM180 147V148H179ZM2 148V149H1ZM9 148V149H8ZM16 148L18 149V150H16ZM28 148V149H27ZM177 148V149H176ZM187 149V151H186V149ZM191 148V149H190ZM25 149V150H24ZM163 149L165 150V149H167V150H165V152L163 151ZM169 149V150H168ZM194 149V150H193ZM15 150V151H14ZM190 150V151H189ZM193 150V151H192ZM196 150V151H195ZM12 151H13V153H12ZM63 152V154L65 153H67V152H65V150H62ZM74 151V150H73ZM72 150L70 151V153H74ZM82 151V150H81ZM172 153V154H170V152ZM176 151V152H175ZM195 151V152H194ZM2 152V153H1ZM162 152V153H161ZM169 152V153H168ZM180 152V153H179ZM9 153V154H8ZM168 153V154H167ZM193 153V154H192ZM4 154V155H3ZM8 154V155H7ZM11 154V155H10ZM64 154V155H65ZM174 154V155H173ZM196 154V156H194ZM198 154H199V156H198ZM164 155H166L165 157H164ZM168 155H172V157H170V156H168ZM175 155H178L179 156V158H178V156H175ZM203 155L204 156V158H206L207 159V161H205L206 159H204L203 157H201V156ZM8 156V157H7ZM163 156V157H162ZM162 157V158H161ZM176 157V158H175ZM195 157V158H194ZM198 157H200V162L198 161ZM12 158V159H11ZM173 159V160H171V159ZM180 158H181V161H180ZM193 160H192V159ZM198 158V159H197ZM201 159H203V160H201ZM36 160V159H35ZM195 160V161H194ZM174 161V162H173ZM203 161V164L201 163ZM173 162V163H172ZM177 162L179 163H182L181 165H180V163L179 164H177ZM198 162V164H196ZM16 164L15 162H12L11 163V165H14V164ZM74 163V162H73ZM175 163V164H174ZM202 165H201V164ZM196 164V165H195ZM208 166H207V165ZM195 165V166H194ZM203 165H206V166H203ZM71 166H72V164H71ZM74 166V165H73ZM209 166H210V168L211 169H213V171L212 170H210V168H209ZM21 166H16V167H7V166H2V165H0V209L2 210H0V215H3V216H7V215H9V214H7V215H5L4 213H3V211H4V208H5V206H10V208L13 210V211H15V213L17 214V215H19V217L17 218L16 216H11V215H9V220L11 219V221L10 222H14L13 224H16V225H22V226H20L21 227V230H22V232L24 231V237L22 238V240H23V242L24 243H31V242H33L32 241V236L30 235V234H33L34 233V235H36V234H38L37 232H39V234H41V235H39L38 236V238L40 237V238H42L41 240H42V245H43V243H44V245L46 246V247H48V251H49V253L47 252V254H49V255H54L55 257H57L58 256V258H60V261H61V263L63 264V263H68V264H71V263H74V262H78L79 264H80V262H82V261H80L81 259L83 260V258H84V260H88L89 262H87V264H130L132 261H133V263H131V264H193V263H198V264H207V263H205L204 261H202L203 259L202 258H200V257H198V256H196V253L194 252V251H192V249L193 248H191V250H190V248H188V249H186V251L184 250L185 248H181L180 246H178V241H177V238H176V240L174 239V237L172 238L171 236H169L168 238L170 239H168V241H164L163 239L165 238V234H166V229L167 228H164V225H163V227L159 224V225H157V221H156V219L154 220V218H149L148 216L146 217V213H142L141 212V214H142V216L141 215H139L140 214V211H138V213L139 214H136V210L134 211V209H130V210H128V212L130 213H127V211L126 212H124L123 214H125V215H122V216H125V217H122L120 214H115L114 213V208H120V207H117L118 205H116L117 203H115V204H113V205H110L109 207H107L106 206V204L104 205V202L98 197V196H96V195H94V193H95V191L94 190H91V192H90V190L87 192V194H86V192H83V191H80L79 192V194H80V196H76V200L77 201H79V203L77 202V205L75 206V207H77L76 209H75V207L73 206H71L70 204H68V203H62V202H60V201H58V199H56L55 197H50V196H46V192L43 190H38V188H35L36 190H34V188L32 189V187H30V185H29V183H27V180H26V177H30V172L32 171L33 172V170L32 169H30V168H28V167H23V168H20ZM208 167V168H207ZM242 167V166H241ZM247 167V166H246ZM251 167H256L255 169L254 168H251ZM258 167V168H257ZM6 168V169H5ZM16 168H18V170L16 169ZM20 168V169H19ZM27 168V169H26ZM186 168V167H185ZM11 169V170H10ZM22 169V172H24V173H22L21 171H19V170H21ZM216 171H215V170ZM235 169H237L236 167H235ZM252 169H254V170H252ZM256 169L258 170V171H256ZM9 170H10V172H9ZM222 170L223 171H225L224 173H222ZM12 171V172H11ZM119 171V172H118ZM164 171V170H163ZM206 171H208V172H206ZM217 171H218V173H217ZM252 171H254L253 173H255V174H253L252 173ZM256 171V172H255ZM4 172V173H3ZM18 172H20V175L21 176H23V177H21L20 175H19V173ZM31 172V173H32ZM211 172V173H210ZM220 172V173H219ZM7 173V174H6ZM10 173H12V174H10ZM73 173V175L72 176H74V175H76V174H74V172H71V174ZM116 173L117 174H119V175H117V177L115 176V178H118L117 180H115L114 178H113V176L112 175H110V174H108L107 175V173H103L101 176H99L98 178L100 179H97L96 177H94V178H90V179H93V181L92 182H94V183H98L99 185H100V187L101 188H103L104 190H106V191H109V187H108V183L110 182V181H114L113 182V188L116 190L118 187L117 186H119V190H121V191H127L129 194H130V196H128V198H129V200H132V201H136V200H138V201H141L142 202V204L146 201V196L144 195L143 197H140V196H138L137 197V194L136 193H138V191L137 192H135L136 190H138L137 189V187L138 186H134L135 188H133L132 186L134 185V184H131L130 182L128 183L127 182V180H124V179H120L119 178V176L121 175V171L120 170H117L116 171ZM202 175H201V174ZM204 173V174H203ZM205 173L207 174V175H205ZM214 173L216 174L215 176H213L214 175ZM250 173H251V176H253V178L250 176ZM5 174V175H4ZM9 174V175H8ZM16 174H18V175H16ZM24 174V175H23ZM198 174V175H197ZM218 174V175H217ZM220 174L223 176L224 174H225V177H222V176H220ZM257 174H259V175H257ZM8 177H7V176ZM180 175V176H179ZM11 176V177H10ZM12 176H13V178H12ZM16 176H20V178L19 177H16ZM46 176H50V175H46ZM52 176V175H51ZM56 175L55 174H53V180H55V177ZM110 176V177H109ZM112 176V177H111ZM195 176V177H194ZM202 178L201 180H199L198 178ZM205 176V177H204ZM213 176V177H212ZM249 176V177H248ZM260 178H259V177ZM263 176V177H262ZM111 178V179H109V178ZM237 179H239L240 178V180H237ZM244 177H247V178H245L247 181L249 180V181H251L253 184H256V187L257 186H259V187H257V188H255V185L253 186L255 189H254V191H253V189L251 190V191H253L254 192V195L253 194H251L252 192H249L250 191V186L252 185V183L250 184L249 183V181L247 182L245 179H244ZM256 177V178H255ZM8 178H10V179H8ZM16 178V179H15ZM108 178V179H107ZM114 180H113V179ZM187 178H191V179H189V180H191L192 181V178H193V180H194V182L192 181V182H190ZM203 178H204V180H203ZM12 179V180H11ZM23 179V180H22ZM108 180V181H106L107 183H106V186H105V181H103V180ZM188 180V182H186L185 183V181H187ZM197 179L199 180L198 182H197ZM224 179H225V181H224ZM235 179V180H234ZM261 179V180H260ZM7 180V181H6ZM16 180V181H15ZM21 180V181H20ZM26 180V181H25ZM122 181V183H121V181ZM183 180V181H182ZM196 180V181H195ZM229 180V181H228ZM232 180V181H231ZM234 180V181H233ZM260 182H259V181ZM9 181V182H8ZM14 181V182H13ZM99 181V182H98ZM226 181H227V183H226ZM231 181V182H230ZM238 182L239 183V185H241L242 187H246L244 190L245 191H243V188L242 187H239V186H237V187H239V189L236 187L235 189H234V187H232L233 185H232V182ZM243 181H245V182H243ZM22 182V183H21ZM101 182V183H100ZM111 182V183H112ZM123 182H124V186H128V187H131V188H125L124 187V189H123ZM190 182V183H189ZM204 182V183H203ZM230 184H229V183ZM254 182H256V183H254ZM18 183H19V185H18ZM24 183V184H23ZM115 183H116V185H115ZM201 183L203 184V185H201ZM241 183V184H240ZM244 185H243V184ZM246 183V184H245ZM248 183V184H247ZM259 183V184H258ZM261 183V184H260ZM13 184V185H12ZM102 184H104L103 185V187H102ZM118 184V185H117ZM120 184V185H119ZM129 184H131V185H129ZM186 184V185H185ZM193 184V185H194ZM250 184V185H249ZM11 185V186H10ZM29 185V186H28ZM57 185H58V187H59V185H60V188H58L59 189V191H60V193H62L63 195H68V194H73V195H75L74 194V192L70 189V188H67L63 183L61 184V183H57ZM115 185V186H114ZM232 185V186H231ZM246 185V186H245ZM248 185H249V187H248ZM7 186V187H6ZM23 186V187H22ZM22 187V188H21ZM232 187V188H231ZM106 188V189H105ZM122 188V189H121ZM242 190H241V189ZM19 190V191H21V193H23V194H21V193H19L20 195H17L18 194V192L16 193V195L14 194V192H15V190ZM21 189V190H20ZM117 189V190H118ZM207 190V192L209 191V193H214L213 191H215L216 192V188H214V186L211 188H209V190H208V187L206 188ZM231 189H234L233 190V195L231 196L230 194H232L231 192ZM5 190V191H4ZM190 190H192L193 191V189L191 188ZM236 190H237V193H236ZM4 191V192H3ZM167 191H169L167 194H165ZM246 191H248V192H246ZM257 191V192H256ZM262 193H261V192ZM93 192V193H92ZM241 192H243L242 194H241ZM246 192V193H245ZM9 193V194H8ZM13 193V194H12ZM34 193V194H33ZM83 193H85L86 194V196H84V194ZM160 193V194H159ZM172 193V194H171ZM235 193V194H234ZM240 193V195H242V196H240V195H238ZM247 195H245V194ZM247 193H249V194H247ZM258 193H260V195L258 194ZM24 194H27V195H33V197L35 198V201H37V199H39L37 202H35L33 205L32 204H30V206L28 205H26L25 203V201H23V200H25L24 198ZM39 194V195H38ZM94 196H93V195ZM128 194V195H129ZM136 194V195H135ZM159 194V195H158ZM162 194V195H161ZM173 192H172V189H169V190H163V191H159V192H156V194L154 195L153 194V198L150 200V198H147L148 200H147V202H145L144 204L146 205V206H148L149 208H154V209H156V210H154V211H156L157 213H159L160 214V212H163V211H165V210H163L162 208L163 207H161V206H159L162 202H164L169 196L170 197H172L173 198ZM237 194V195H236ZM256 194V195H255ZM261 194H262V196H261ZM10 195V196H9ZM24 195V196H23ZM81 195H83V196H81ZM172 195V196H171ZM223 195V196H222ZM225 195V196H224ZM230 195V196H229ZM245 195V196H244ZM251 195V197H249ZM254 197H253V196ZM165 196V197H164ZM167 196V197H166ZM234 196V197H233ZM238 196H240V197H238ZM257 196H258V198H257ZM50 197V198H49ZM86 199H84V198ZM90 197V199H87V198H89ZM92 197V198H91ZM94 197V198H93ZM140 197V198H139ZM162 197H164V198H162ZM175 197V196H174ZM225 198V200H224V198ZM246 197H248L247 199H245ZM259 197H260V199H259ZM20 198V199H19ZM46 198V199H45ZM52 198V199H51ZM79 198V199H78ZM97 198V199H96ZM134 198H136V199H134ZM138 198V199H137ZM142 198V199H141ZM161 198V199H160ZM257 198V199H256ZM16 199V200H15ZM18 199V200H17ZM23 199V200H22ZM125 199V198H124ZM145 199V200H144ZM153 199H156V200H153ZM165 199V200H164ZM224 201H223V200ZM244 199V200H247V201H244L245 202V204L243 203V201L242 200ZM20 200H22V202L20 201ZM94 200V201H93ZM10 201V202H9ZM47 201V202H46ZM99 201H101V202H99ZM153 201H155V202H153ZM158 203H157V202ZM262 201V203H260V204H258V203H255V204H253L252 206L253 207H256L257 206V204L258 205H260V206H258L259 208H260V210H264V207H262V206H264V202ZM14 202V203H13ZM24 202V203H23ZM46 203V204H43V203ZM91 204H90V203ZM119 202V201H118ZM149 202V204H147ZM151 202H153V203H151ZM22 203V204H21ZM48 203V204H47ZM99 203V204H98ZM154 203H156V204H159V205H154ZM213 203V202H212ZM215 203V202H214ZM224 203V204H223ZM229 203V204H228ZM241 203V204H240ZM60 204H62V205H60ZM66 204V205H65ZM93 204V205H92ZM150 204H152V205H150ZM247 204V205H246ZM26 205V206H25ZM31 205L33 206V207H35L36 205L37 206H40L41 207V209L44 211V209H48V210H51V211H54V209L55 208H53V210L51 209L52 208V205L54 206V205H57V207H56V209L58 210V211H56V209H55V212H53L54 214L52 215V213L51 214H49V213H46L45 214V212H43V214L42 213H40L41 211H40V208H38V210L36 209L37 208V206L35 207V208H33L32 207V209L33 210H31ZM46 205V206H45ZM51 207H50V206ZM85 205V206H84ZM89 205V206H88ZM95 205V206H94ZM220 205H217V206H220ZM243 205V206H242ZM250 205H251V203H250ZM12 206V207H11ZM21 206V207H20ZM24 206V207H23ZM49 206V207H48ZM64 206V207H63ZM155 206H159V207H155ZM229 206V207H228ZM248 206V207H247ZM23 207V208H22ZM82 207V208H81ZM84 207V208H83ZM85 207H87V208H85ZM95 209H97V210H94L93 208ZM104 207H105V209H104ZM246 207V208H245ZM79 208H80V211H78L79 210ZM90 208H92V209H90ZM101 208H102V210L104 211H102L101 212ZM158 208H160V209H158ZM262 208V209H261ZM26 209V210H25ZM34 209H36L37 211H39L38 212V214H37V211L36 210H34ZM69 209V210H68ZM88 209V210H87ZM99 209V210H98ZM107 209V211L106 212H108L107 214L105 213V210ZM17 210V211H16ZM81 210H82V212H81ZM90 210V211H89ZM246 210V211H247ZM28 212L27 213V216L26 217H22V216H20V213H22L23 214V212L25 213V212ZM32 211H33V213H34V211H36V216H34V218H32L33 216H32ZM61 211H62V213H61ZM64 211V212H63ZM73 211V212H72ZM77 211V212H76ZM111 211V212H110ZM159 211V212H158ZM2 212V213H1ZM5 212V211H4ZM18 212V213H17ZM72 212V213H71ZM77 214H76V213ZM84 212V213H83ZM133 212V213H132ZM15 213H14V215H15ZM29 213H31V216H28V214ZM61 213V214H60ZM91 213V214H90ZM113 213V214H112ZM262 213H263V215H264V211H262ZM43 215L44 216V214L45 215H47V216H45V217H43V216H41V215ZM128 214V215H127ZM34 215V214H33ZM50 215V216H49ZM70 215V216H69ZM131 215V216H130ZM11 216V217H10ZM42 217V221H37L36 219H38V217ZM49 216V217H48ZM68 216V217H67ZM73 216V217H72ZM82 216V217H81ZM84 216V217H83ZM86 216V217H85ZM98 216V217H97ZM141 216V217H140ZM13 217V218H12ZM20 217H21V219H20ZM30 217V218H29ZM50 217H52V218H50ZM58 217V218H57ZM82 218V220H81V218ZM93 217V218H92ZM107 217V218H106ZM112 217V218H111ZM131 217V218H130ZM139 217V218H138ZM165 218L167 217V216H164ZM24 218V219H23ZM52 219V220H50V219ZM72 218V219H71ZM98 218V219H97ZM101 219V221H102V225H101V221H99L100 219ZM115 218V219H114ZM128 218H130V220H128ZM136 218V219H135ZM240 218H242V217H240ZM18 219V220H17ZM30 220V222H29V220ZM34 221H33V220ZM39 219H41V218H39ZM47 219V220H46ZM60 220V221H58V220ZM65 220V221H63V220ZM71 219V220H70ZM74 219H76V221L74 220ZM104 219V220H103ZM133 219H135V220H133ZM138 219V220H137ZM142 219V220H141ZM23 220V221H22ZM45 220V221H44ZM48 220H50V222L48 221ZM62 220V221H61ZM86 220V221H85ZM94 220H96V223L94 222ZM98 220V221H97ZM114 220H115V222H114ZM149 220V221H148ZM48 221V222H47ZM78 221H80V222H78ZM84 221H85V223H84ZM93 221V222H92ZM103 221H105L106 222V224L104 225V223L105 222H103ZM113 221V222H112ZM117 221V222H116ZM126 221V222H125ZM137 221V222H136ZM153 221V222H152ZM165 221V220H164ZM34 222V224H32ZM35 222H37V224L35 223ZM67 222V223H66ZM74 222V223H73ZM75 222H77V223H75ZM81 222H82V224H81ZM88 222V223H87ZM92 224H91V223ZM133 222V223H132ZM150 222H152V223H150ZM252 222H255L254 220H252ZM28 223V224H27ZM45 223L46 224H49L50 225V229L48 228V226L49 225H47V227H46V229H45ZM51 223V224H50ZM58 223V224H57ZM73 223V224H72ZM122 224V225H120V224ZM129 223V224H128ZM146 225H145V224ZM30 224V225H29ZM89 224H91V225H89ZM96 224H99V225H96ZM138 224V225H137ZM151 224H154V226L153 225H151ZM156 224V225H155ZM59 225V226H58ZM70 225V226H69ZM102 227H101V226ZM103 225H104V227H103ZM109 225V226H108ZM126 225H127V227H126ZM137 227V226H139L138 228H136L135 226ZM252 225H254V223H252ZM37 226V227H36ZM111 226V227H110ZM129 226H131L130 228H128ZM157 226H158V229H157ZM19 227V228H20ZM61 229H60V228ZM77 227V228H76ZM94 227V228H93ZM95 227H98V228H95ZM125 227V228H124ZM136 229H135V228ZM146 229H145V228ZM160 227V228H159ZM162 227V228H161ZM24 228V229H23ZM39 229L40 231H38L37 230V232H36V229ZM67 232V231H69V232H71L70 233V235H72V236H70V235H68L69 233L67 232V234H66V232L63 230V229ZM73 228V229H72ZM76 228V229H75ZM91 228H93V229H91ZM140 228V229H139ZM143 228V229H142ZM149 228V229H148ZM49 229V230H48ZM82 229V230H81ZM84 229V230H83ZM89 229V230H88ZM101 230V232H100V230ZM134 229V230H133ZM160 229V230H159ZM29 231V232H32V233H30L29 235H28V232L25 234V231ZM99 232H98V231ZM102 230H104L103 232H102ZM118 230H120V231H118ZM151 230V231H150ZM154 230V231H153ZM162 230V231H161ZM62 231V232H61ZM82 231H83V233H82ZM93 231V232H92ZM95 231V232H94ZM106 231V232H105ZM133 231H135V232H137V233H135L134 232V234H133ZM146 231V232H145ZM41 232V233H40ZM56 232V233H55ZM107 232H108V234H107ZM119 232V233H118ZM127 232V233H126ZM154 232V233H153ZM36 233V234H35ZM64 233V234H63ZM93 233V234H92ZM96 233V234H95ZM113 233V234H112ZM142 233H144V234H142ZM153 233V234H152ZM159 233V234H158ZM162 233V234H161ZM57 234H59V235H57ZM75 234V235H74ZM102 234V235H101ZM120 234V235H119ZM131 234V235H130ZM148 234V235H147ZM48 235V236H47ZM64 235V236H63ZM78 235V236H77ZM89 235H91L90 236V238L88 237ZM92 235H93V237L94 238H92ZM110 237H109V236ZM118 235V236H117ZM129 236V238H127V236ZM134 235V236H133ZM151 235V236H150ZM167 235H169V234H167ZM37 236V235H36ZM53 236V237H52ZM59 237V240H60V237L62 238V241L60 240H58V237ZM68 236V237H67ZM70 236V237H69ZM82 238H81V237ZM108 236V237H107ZM112 236V237H111ZM130 236L132 237V239L134 240H132V239H130ZM140 237V240H139V237L136 239V238H134V237ZM51 237V238H50ZM97 237H100V238H97ZM104 237V238H103ZM116 237V239H115V241H114V238ZM158 237V238H157ZM39 238V239H40ZM53 238V239H52ZM63 238H64V240L65 239H67V242L65 241V243H64V241H63ZM71 238H73V240L71 239ZM77 238V239H76ZM111 238V239H110ZM127 238V239H126ZM143 238H146V239H143ZM156 238V239H155ZM47 239V240H46ZM69 239V240H68ZM75 239V240H74ZM81 239H82V241H81ZM91 239V240H90ZM154 239V240H153ZM157 239H159V240H157ZM172 239V240H171ZM26 240V241H25ZM30 242H29V241ZM54 240H56V242L54 241ZM77 240V241H76ZM84 240V241H83ZM113 240V241H112ZM126 241V242H122V241ZM58 241V242H57ZM78 241H80V242H78ZM104 241V242H103ZM105 241H106V243H105ZM112 241V242H111ZM140 241V242H139ZM157 241V242H156ZM41 242V241H40ZM91 242V243H90ZM133 242V243H132ZM138 242V243H137ZM142 242V243H141ZM144 242V243H143ZM46 243H48L47 245H46ZM63 243H64V245H65V247H64V245H63ZM84 245H83V244ZM108 243V244H107ZM110 243V244H109ZM112 243V244H111ZM127 243V244H126ZM131 243V244H130ZM53 244V245H52ZM78 244H80L81 245V247L78 245ZM98 244V245H97ZM101 246H100V245ZM114 244V245H113ZM152 246H156L155 248L154 247H152ZM159 244V245H158ZM173 244V245H172ZM188 244H189V242H188ZM55 245V246H54ZM57 245V246H56ZM62 245V246H61ZM121 245V246H120ZM88 248H87V247ZM105 246V247H104ZM114 246V247H113ZM146 246V247H145ZM97 247V248H96ZM109 247V248H108ZM131 247V248H130ZM139 247V248H138ZM141 247V248H140ZM149 247V248H148ZM158 247V248H157ZM171 248V249H169V248ZM173 247H175V248H173ZM179 247V248H178ZM192 247V246H191ZM52 248V249H51ZM117 248V249H116ZM142 248H144V249H142ZM146 248V249H145ZM173 248V249H172ZM177 248V249H176ZM51 251H50V250ZM60 249V250H59ZM64 251H63V250ZM76 249V250H75ZM78 249V250H77ZM82 251H86V253L84 254V255H86L87 257H85V256H83V253L84 252H82ZM84 249V250H83ZM104 251V253L102 252V250ZM118 251H116V250ZM135 249H136V251H135ZM159 249V250H158ZM53 250V251H52ZM106 250L108 251V252H106ZM110 250V251H109ZM148 250V251H147ZM149 250H150V252H149ZM164 250V251H163ZM169 250V251H168ZM188 250V251H187ZM66 251V252H65ZM77 251V252H76ZM119 251H120V253H119ZM131 251V252H130ZM162 253H161V252ZM54 252V253H53ZM97 254H96V253ZM102 252V253H101ZM114 252V253H113ZM142 252H144V253H142ZM155 252V253H154ZM172 252V253H171ZM53 253V254H52ZM58 253V254H57ZM66 253V254H65ZM74 253V255L72 256V254ZM79 253V254H78ZM81 253H82V255H81ZM89 253V254H88ZM123 253V254H122ZM158 254V255H155V254ZM189 253L192 255H189ZM99 254H104L103 255V257H102V255H99ZM106 254V255H105ZM124 254H126V256L124 255ZM146 254V255H145ZM154 256H153V255ZM162 254V255H161ZM163 254H164V256H163ZM69 255V256H68ZM92 255H94V256H92ZM110 255H113V256H110ZM124 255V256H123ZM141 255V256H140ZM143 255V256H142ZM149 255V256H148ZM152 255V256H151ZM161 255V256H160ZM60 256V257H59ZM105 256V257H104ZM136 256H137V258H136ZM158 256V257H157ZM173 256V257H172ZM191 256V257H190ZM62 257V258H61ZM74 257V258H73ZM119 257V258H118ZM141 257H143V258H141ZM166 257V258H165ZM185 257H186V259H185ZM234 258H236L237 256H233ZM79 258H80V260H79ZM90 258V259H89ZM102 258V259H101ZM122 258V259H121ZM131 258V259H130ZM154 258V259H153ZM168 258V259H167ZM184 258V259H183ZM238 258V257H237ZM63 261H62V260ZM75 259V260H74ZM153 259V260H152ZM179 259L181 260V262H179ZM109 260V261H108ZM122 260V261H121ZM129 260V261H128ZM132 260V261H131ZM135 260V261H134ZM157 260H159V261H157ZM174 260V261H173ZM71 261V262H70ZM98 261V262H97ZM100 261V262H99ZM105 263H104V262ZM117 263H116V262ZM131 261V262H130ZM137 261V262H136ZM171 261V262H170ZM173 261V262H172ZM192 261V262H191ZM91 262V263H90ZM96 262V263H95ZM176 262V263H175ZM179 262V263H178ZM182 262H184V263H182ZM255 261H252L250 264H253ZM66 263V264H67ZM8 264V263H7ZM82 264H84V263H82ZM86 264V263H85ZM254 264H257V263H254Z\"/></svg>","mask_w":264,"mask_h":264},{"label":"bare ground","instance_id":"6f19581e","mask_svg":"<svg viewBox=\"0 0 264 264\" xmlns=\"http://www.w3.org/2000/svg\"><path fill=\"white\" fill-rule=\"evenodd\" d=\"M79 1V3L80 4H78V8L75 10V12L76 13H79V11H77V10H81L83 7H84V5L86 4V3H88L89 5H91V8L90 9H93V8H95V6L93 7L92 5L94 4V2H92L93 0H78ZM83 1H85V4L83 5ZM137 1V0H136ZM150 1V0H149ZM164 2H167L168 1V6H169V8H167V10L169 11V10H172L173 11V14H172V16L170 17V18H167L166 20H164L165 21V23H167V25H175V24H179L180 25V27H184L185 29H187V30H189V34L186 36V40L188 41V43L189 44H191V45H189L190 47H191V49H194L195 50V54H196V48H198V49H202L203 51H205V53L206 54H209V57L208 58H210V53L212 54V52H216V51H218V49L220 48V50L222 49V46L221 47H219L218 49H214V50H206V45H208V44H210V45H212L213 47H218V46H220V44L221 45H223V44H229V46H232V45H235L236 46V42L239 40V38H238V36L239 35H241L242 33H240V31H238L236 34H231V33H228V32H225L224 30V28H222L221 27V23H222V18L220 17V16H218V18H220V24L219 25H217V28H218V30H216V31H207L206 30V24L208 23V22H210V20H212L211 19V16H209V14L207 13V8L208 7H210L209 5H208V3H207V6H205L204 4H202V2H196V0H193V3L195 2L196 3V5L195 4H193V6L191 5V2H188V3H186V4H183V5H179L178 4V2L177 3H175V1L174 0H163ZM187 1V0H186ZM198 1H200V0H198ZM16 2V1H15ZM32 2H34V1H32ZM123 2V1H122ZM121 2V3H122ZM127 2V1H126ZM147 2V1H146ZM239 2V1H238ZM101 3V2H100ZM216 4V1L215 2H213L212 4ZM37 4V3H36ZM50 4H51V2H50ZM76 4V3H75ZM87 4V5H88ZM104 4V3H103ZM123 4H124V2H123ZM138 4H139V2H138ZM166 4V3H165ZM182 4V3H181ZM27 5V4H26ZM38 5V4H37ZM36 5V6H37ZM86 6V7H90V6ZM157 5V4H156ZM155 5V6H156ZM161 5L162 6H164L162 3H161ZM236 5V4H235ZM12 6V5H11ZM25 6V5H24ZM23 6V7H24ZM50 6V5H49ZM54 6V5H53ZM52 6V7H53ZM64 6V5H63ZM135 6V5H134ZM160 5H158V7H159ZM197 6H199V12H197L195 9H194V7H196V8H198ZM240 6V5H239ZM246 6V5H245ZM260 6V5H259ZM16 7V6H15ZM21 7V6H20ZM40 6H37V9H41V8H39ZM77 7V6H76ZM93 7V8H92ZM136 7V6H135ZM140 7V6H139ZM234 7H236V6H234ZM233 7V8H234ZM9 8V7H8ZM28 8V7H27ZM50 8H51V6H50ZM61 8V7H60ZM59 8V9H60ZM68 8V7H67ZM154 8V7H153ZM157 8V7H156ZM191 8H193L194 10L192 11H190V9ZM232 8V9H233ZM241 8V7H240ZM24 9V8H23ZM25 9H26V7H25ZM49 9V8H48ZM54 9V8H53ZM62 9V8H61ZM84 9V8H83ZM161 9V8H160ZM163 9H165L164 7H163ZM45 10V9H44ZM47 10V9H46ZM50 10V9H49ZM51 10H52V8H51ZM235 11H236V9H234ZM234 10H233V12H234ZM237 10H242V8L241 9H237ZM11 11V10H10ZM18 11V10H17ZM22 11V10H21ZM32 11V10H31ZM39 11V10H38ZM48 11V10H47ZM57 11V10H56ZM63 12H64V9L62 10ZM66 11V10H65ZM85 11V10H84ZM92 11V10H91ZM107 11V10H106ZM154 11H155V9H154ZM158 11H159V9H158ZM157 11V12H158ZM164 11V10H163ZM253 11V10H252ZM23 12V11H22ZM33 12H35V14H36V11H33ZM41 12H42V10H41ZM49 12V11H48ZM52 11H50V13H51ZM55 12V11H54ZM58 12V11H57ZM57 12H55L56 14H57ZM75 12H64L65 14L62 16V18H60L59 19V22H61L60 24L62 25V24H71L72 23V21H75L74 20V15H76V14H74ZM86 12V11H85ZM87 12H88V10H87ZM160 12V11H159ZM232 12V11H231ZM14 13V12H13ZM27 13V12H26ZM30 13H32V12H30ZM38 13H40V12H38ZM38 13H37V16H38ZM45 13H47V12H45ZM60 13V12H59ZM59 13H58V15H59ZM154 13H156V12H154ZM166 13V12H165ZM205 15H203V14ZM239 13H240V11H239ZM238 13V14H239ZM260 13V12H259ZM19 14V13H18ZM44 14V13H43ZM48 14V13H47ZM94 14V13H93ZM115 14V13H114ZM117 14V13H116ZM151 14V13H150ZM160 14V13H159ZM235 14V13H234ZM261 14V13H260ZM263 14V13H262ZM17 15V14H16ZM29 15H32V14H29ZM40 15V14H39ZM50 15V14H49ZM55 15V14H54ZM81 15V14H80ZM98 15V14H97ZM155 15V14H154ZM156 15H158V14H156ZM165 15V14H164ZM231 15H233V14H231ZM236 15V14H235ZM243 15V13L241 14V16ZM60 16V15H59ZM159 16V15H158ZM234 16V15H233ZM238 16V15H237ZM236 16V17H237ZM252 16V15H251ZM8 17V16H7ZM32 17V16H31ZM30 17V18H31ZM33 17H34V15H33ZM41 17V16H40ZM44 17V16H43ZM45 17H46V15H45ZM44 17V18H45ZM49 17V16H48ZM51 17V16H50ZM141 17V16H140ZM147 17V16H146ZM243 17V16H242ZM242 17H241V19H242ZM3 18V17H2ZM246 18V19H245ZM8 19V18H7ZM36 19H37V17H36ZM56 19V18H55ZM232 19V18H231ZM244 19H245V21H246V24H247V22H250V17H249V19H248V16L246 15L245 16V14H244ZM16 20H17V18H16ZM30 20H33V19H30ZM35 20V19H34ZM33 20V21H34ZM38 20V19H37ZM40 20V19H39ZM42 20H43V18H42ZM49 20V19H48ZM116 20V19H115ZM119 20V19H118ZM132 20V19H131ZM163 20V19H162ZM243 20V19H242ZM249 20V21H248ZM14 21V20H13ZM45 21V20H44ZM51 21V20H50ZM112 21V20H111ZM126 21H128V19L126 20ZM158 21V20H157ZM11 22V21H10ZM35 22V21H34ZM36 22H38V21H36ZM39 22H41V21H39ZM48 21H46V23H47ZM55 21H53V22H51V24L50 25H52L53 23H54ZM59 22H58V24H59ZM133 22L135 23L134 24V26L135 25H139L138 24V22H137V18L135 19V20H133ZM162 22V21H161ZM213 22H214V20H213ZM241 22V21H240ZM243 22H244V20H243ZM252 23H254V20H252L251 21ZM1 23V22H0ZM17 23V22H16ZM43 23V22H42ZM41 23V24H42ZM75 23V22H74ZM79 23V22H78ZM92 23V22H91ZM125 23V22H124ZM128 24L130 23V22H127ZM153 23V22H152ZM155 23V22H154ZM158 23V22H157ZM163 23V22H162ZM161 23V24H162ZM206 23V24H205ZM245 23V22H244ZM251 23V24H252ZM22 24V23H21ZM33 24V23H32ZM40 24V23H39ZM38 24V25H39ZM55 24V23H54ZM80 24V23H79ZM142 24V23H141ZM24 25V24H23ZM44 26H45V24H43ZM91 25V24H90ZM89 25V26H90ZM114 25V24H113ZM118 25L119 26H121L122 27V24L120 25L119 23H118ZM204 26V29L201 31L200 29H198L199 28V26ZM241 25V24H240ZM239 24H237V26L239 27L240 26ZM245 25V24H244ZM14 26V25H13ZM37 25H36V23H35V27H36ZM42 26V25H41ZM48 26V25H47ZM47 26H45V27H47ZM79 26V25H78ZM116 26V25H115ZM114 26V27H115ZM125 26H127L126 24L124 25V28H125ZM130 26V27H129ZM129 26H127V27H129L130 29H132V30H134L133 28H131V25H129ZM133 26V25H132ZM33 27V26H32ZM31 27V28H32ZM43 27V26H42ZM70 27V26H69ZM68 27V28H69ZM139 27V26H138ZM141 27V26H140ZM139 27V28H140ZM242 27V26H241ZM241 27H240V29H241ZM245 27V26H244ZM5 28V27H4ZM50 28V27H49ZM77 28V27H76ZM92 28V27H91ZM120 28V27H119ZM138 28V29H139ZM142 28V27H141ZM160 29H157V31H158V34H161V33H164V31H163V29L161 30V27H159ZM163 28V27H162ZM177 28V27H176ZM22 29V28H21ZM38 29V28H37ZM43 29V28H42ZM48 29V28H47ZM122 29V28H121ZM244 29V28H243ZM14 30V29H13ZM39 30V29H38ZM41 30V29H40ZM50 30V29H49ZM95 30H96V28H95ZM100 29H98V30H96V33L98 34V35H94V34H91V37H89L90 35H88V38L87 39H85L86 40V43H87V40H88V43H89V41L91 42V44H92V47H99L100 45H101V43L99 44L98 42L100 41V39H104L103 38V36L105 37V32L103 33V32H100L99 31ZM123 30V29H122ZM131 30V31H132ZM180 30V29H179ZM199 30V31H198ZM7 31V30H6ZM29 31V30H28ZM27 31V32H28ZM34 31H36V30H34ZM34 31L33 32H31V34L33 35L34 34ZM84 31V30H83ZM93 31V30H92ZM136 31V30H135ZM134 31V32H135ZM156 31V30H155ZM77 32V31H76ZM8 33V32H7ZM12 33V32H11ZM18 33V32H17ZM25 33V32H24ZM63 33V32H62ZM80 33V32H79ZM82 34H83V32H81ZM86 33H88V32H86ZM85 33V34H86ZM166 33H168V32H166ZM183 33V32H182ZM61 34V33H60ZM82 34H80V35H82ZM152 34V33H151ZM179 34V33H178ZM177 34V36H179ZM239 34V35H238ZM35 35H36V33H35ZM62 35V34H61ZM114 35V34H113ZM167 34H165V35H161L162 36V39H163V37L164 38H166L167 37V39L169 38V37H172V35L170 36L169 34H168V36H166ZM180 35H182V34H180ZM28 36V35H27ZM47 36V35H46ZM67 36H68V34H67ZM95 36H99V37H101V38H99V40H98V38L97 37H95ZM106 36H108L107 34H106ZM159 36V35H158ZM184 36V35H183ZM22 37V36H21ZM35 37V36H34ZM34 37H32V38H34ZM36 37H37V35H36ZM35 37V38H36ZM43 37V36H42ZM48 37V36H47ZM54 37V36H53ZM72 37V36H71ZM79 37V36H78ZM57 38V37H56ZM63 38H65V36L63 37ZM69 38H70V36H69ZM76 38V37H75ZM80 38V37H79ZM115 38V37H114ZM158 38H160V37H158ZM173 38L174 39H176L174 36H173ZM194 38L196 39L197 38V42H196V40H195V42L197 43V45L195 44V43H193L192 41L194 40ZM13 40H14V38H12ZM53 38L51 37V41H53L52 40ZM67 39H68V37H67ZM82 39H84V38H82ZM106 39V38H105ZM104 39V41H107V40H105ZM116 39V38H115ZM142 39V38H141ZM27 40V39H26ZM25 40V41H26ZM36 40V39H35ZM57 40H59L58 41V43L60 42L61 43V41L60 40H62V36H61V38L59 37V39L57 38V39H55L54 41H56L57 42ZM72 40H74L75 41V39L74 38H72ZM78 40V39H77ZM140 40V39H139ZM160 40V39H159ZM169 40H170V38H169ZM177 40V39H176ZM183 40H184V38H183ZM198 40H199V44H198ZM215 40H216V43H215ZM50 41V40H49ZM66 41V38H65V40H63V42H65ZM70 41V40H69ZM73 41V42H74ZM79 41V40H78ZM83 41V40H82ZM82 41H80V43L82 42ZM103 41V42H104ZM167 41V40H166ZM171 41H172V38H171ZM2 42V41H1ZM5 42H7V41H5ZM31 42V41H30ZM43 42V41H42ZM55 42V43H56ZM158 42V41H157ZM32 43V42H31ZM34 43V42H33ZM36 43V42H35ZM59 43V44H60ZM71 42H69V44H70ZM75 43V42H74ZM105 43V42H104ZM144 43H145V41H144ZM164 43V42H163ZM168 43V42H167ZM172 43V42H171ZM69 44H67L66 46L69 48ZM72 44V43H71ZM79 44V43H78ZM84 44V43H83ZM117 44V43H116ZM170 44V43H169ZM173 44V43H172ZM186 44V43H185ZM4 45H6V44H4ZM4 45H3V47H4ZM24 45V44H23ZM32 45V44H31ZM63 45V44H62ZM73 46H74V44H72ZM75 45H76V43H75ZM87 45V44H86ZM89 45H90V43H89ZM89 45H87V46H89ZM106 45H108V44H106ZM130 45V44H129ZM50 46V45H49ZM64 46V45H63ZM104 45H102V47H103ZM109 46V45H108ZM115 46V45H114ZM118 46V45H117ZM139 46V45H138ZM163 46V45H162ZM204 46V47H203ZM209 46V45H208ZM226 46V45H225ZM224 46V47H225ZM228 46V47H229ZM235 46H232L233 48L235 47ZM1 48H2V50H4V52L2 51L1 52V54L2 53H4L3 54V58L1 57L0 59H1V67H3L6 71H8V70H11V73H14V75L12 76V83H13V85H14V83L16 84L17 82H19L20 83V85H19V83H18V87L16 88V86H15V89L12 87V89L11 88H9L10 90H12V91H10L12 94V99L15 101V102H18L19 104L21 103V105L23 106V111H25V114H26V117H27V119L29 118H31V120H33L36 124H37V126L38 125H40V127H41V125L42 124H46V128L45 129H42L41 131H38V134L41 136H43L44 137V144L47 146V148H48V152H46V150L45 151H42L40 148L41 147H38V148H34V149H31V150H29V154H30V152L31 153H33L34 155H35V157L36 158H34V159H31V158H29V156H24L25 155V153H24V151H23V149H20V154H18V155H16V157H18L17 159L15 158L14 160H8V159H4V158H2V157H0V165H2V166H7V167H16V166H21L20 168H23V167H28V168H30V169H32L33 170V172L31 173H29L30 174V177H26V180H27V183H29V185H30V187H32V189L34 188V190H36L35 188H38V190H44L45 192H46V196H50V197H55L56 199H58V201H60V202H62V203H68V204H70L71 206L73 205L74 207L77 205V202L79 203V201H77L76 200V196L78 197V196H80V194H79V192L80 191H83V192H86V194H87V192L90 190V192H91V190H94L95 191V193H94V195H96V196H98L103 202H104V205L106 204V206L107 207H109L110 205H113V204H115V203H117L116 205H118L117 207H120V208H114V213L115 214H120L121 216L122 215H125V214H123L124 212H126L127 211V213H129L128 212V210H130V209H134V211L136 210L137 212H136V214H139L138 213V211H140V214L139 215H141L142 216V214H141V212L143 213H146V217L148 216L149 218H154V220L156 219V221H157V225H161L162 227H163V225H164V228H167L165 231H166V234H165V238L163 239L164 241H168V237L169 236H171L172 238L174 237V239L176 240V238H177V241H178V246H180L181 248H185L184 250L186 251V249H188V248H190V250H191V248H193L192 249V251H194L195 253H196V256H198V257H200V258H202L203 260L202 261H204L205 263H207V264H250L252 261H255L254 263H257V264H264V215H263V213H262V211H264V210H260V208L258 207V206H260V205H258V204H260V203H262V201H263V199H262V201L259 203L258 201H260L261 199H260V197H259V199L260 200H258L257 198H258V196H257V200H255V199H251L250 200V203H251V205H250V203H248V205H249V210H245V211H243V209H244V207H243V209L241 208V206L239 205V202L240 201H237L236 200V197H235V199H230V198H226V200H225V198H224V200H225V202L227 201H229L230 202V204H229V206H230V209L229 210H227V208L226 207H224V205H220V204H216V202L218 203V201L219 200H221V197L219 198V193H225L226 192V196H228L227 195V189L229 188L228 187V185H224V184H222V183H220V181L221 182H223L222 181V178L220 179V181L219 182H217V180H219V179H217V180H215V182H213V180L214 179H216V174L214 173V175L213 176H215L214 177V179L213 180H211L212 178H211V175L213 174H211L210 176H208L206 173H205V175H207V178L208 179H206V180H208V183H206V181H205V185H203L202 183H201V185H203V186H198V184L197 185H195L194 183V180H193V178H192V181L194 182L193 184H189V186L187 185V186H182V184H181V179H182V177H180V178H178V177H175L176 176V174H178L179 172H181V170L184 172V173H188L189 171H191L192 169H191V167H193L192 166V163H194V162H190V160H188V157H190L189 156V154L191 155V153H189L188 151H187V149H186V151H187V153H185V151L183 152V151H181V153L179 154L180 156H181V158H182V160H183V158H184V167L183 166H175V167H170V165H172V164H169L168 162L170 161H168L167 159H168V157L166 156V155H164V157L166 156V159H159V157H158V153H159V151L161 150V149H159L158 148V146L156 145V144H158V143H160V138H156L157 137V135L159 136V137H163V136H160L159 134H156V133H158V132H161V135H162V133H164V132H167V130H170V129H174V127H172V121L169 119V118H167L165 115L167 114L166 113V110L168 111V110H175V108H177L178 106H180L181 104H179L178 106H177V101L173 104V101H174V97H170V95H172V94H168V96L170 97V99H167V100H164V97H163V104L165 105V106H163V108H164V110H165V114H164V111H162V109H161V111H159V112H149V113H152V114H144L143 113V117H142V115L140 116L139 115V117H140V119H141V125H140V127L142 128V130L141 131H144V133H145V135L147 136V137H149L150 138V140L153 142V147H155V148H153V147H151L150 149H148V147L146 148L145 146H147V144L144 146V142H143V139H142V137H143V135H142V137H140L139 136V134L136 132V130L133 128H130V133H132L131 135H129V136H131V137H129V138H126V137H122L121 136V134H120V132H119V129H118V127H119V124H120V121L119 120H121V122L124 120V121H126L127 119L126 118H124L123 120H122V117L121 118H119L120 117V114H119V116H117L118 118L117 119H119L118 121H119V124H117L118 123V121H114V122H111V120H113L114 119V117L110 120V118H108L107 117V111H106V113H104V112H99V110L101 111V109H99V108H96L95 107V105H93L94 106V108H92V114H93V112H94V114L95 113H100V115H98L97 117V119H95V118H88V115H87V117H86V115H85V117L82 115V117L81 116H79L78 115V111L80 110V108H81V100H79L80 101V103H79V108L77 107L78 106V104L75 102L76 101V98L75 97H78V92L79 91H83L80 87H79V84H77V82L78 81H74L73 79V81H74V83L72 82V84H71V86H70V91H71V93H74V98L73 97H66L68 94L67 93H70V92H64L65 93V96H64V98L66 97V99L65 100H63V97H61V100H63L62 102H61V100L59 101V98H60V91H59V89H68L67 87V83L64 85V88H63V84L61 83H59V81L60 80H62V79H60V80H58V78H57V82H52V83H50L51 82V75H50V73H51V69H52V67L50 68V64L52 63L51 61H50V64H46V65H44L45 64V62L46 61H44L43 60V58H39V59H42V61H44V63L41 61V63L40 64H38L37 63V65L38 66H36V67H32V65H30V66H24L25 68H23L22 67V65H21V68H22V70H19L18 68H16V66H13V65H15L19 60H21V59H18V61L16 62V63H12L11 62V57H9V54H8V52L9 51H7L6 50V52H5V47L3 48L2 46H0ZM16 47V46H15ZM18 47H19V45H18ZM25 47V46H24ZM33 47H34V44H33ZM65 47V46H64ZM63 47V48H64ZM71 47V46H70ZM75 47V46H74ZM74 47H72V48H74ZM78 47H80V45L78 46ZM91 47V48H92ZM119 47V46H118ZM159 47V46H158ZM190 47H188V48H190ZM223 47V48H224ZM8 48V47H7ZM13 48V47H12ZM22 48V47H21ZM30 48V47H29ZM56 48V47H55ZM77 48V47H76ZM89 48V47H88ZM95 48V49H96ZM112 48V47H111ZM165 49H166V47H164ZM203 48H205V49H203ZM16 49V48H15ZM27 49V48H26ZM43 49V48H42ZM49 49V48H48ZM86 49V48H85ZM85 49L83 48V50L85 51ZM95 49H94V51H95ZM108 49V48H107ZM139 49V48H138ZM173 49V48H172ZM185 49V48H184ZM225 49V48H224ZM223 49V50H224ZM1 50V49H0ZM92 50V49H91ZM97 50V49H96ZM99 50V49H98ZM97 50V51H98ZM110 50L111 49H109V53H110ZM180 50V49H179ZM179 50H177V51H179ZM183 50V49H182ZM189 50V49H188ZM193 50V51H194ZM219 50V51H220ZM227 50V49H226ZM17 51V50H16ZM15 51V52H16ZM38 51V50H37ZM77 51V50H76ZM80 51V50H79ZM78 51V52H79ZM84 51L82 52L83 54H84ZM86 51H88V52H90L89 50H87L86 49ZM93 51V50H92ZM95 52V54L97 53V54H99V53H101V52ZM101 51V50H100ZM123 51V50H122ZM199 51V50H198ZM229 51V50H228ZM230 51H232V50H230ZM87 52V53H88ZM105 52H106V50H105ZM200 52V51H199ZM198 52V53H199ZM221 52V51H220ZM219 52V53H220ZM235 52V51H234ZM8 55H6V54ZM10 53V52H9ZM19 53V52H18ZM86 53V54H87ZM103 54H104V51L102 52ZM108 53V52H107ZM112 53V52H111ZM117 53V52H116ZM136 53V52H135ZM156 53V52H155ZM190 53V52H189ZM192 53H194V52H192ZM204 53V52H203ZM202 52L201 53H199V54H203ZM219 53H217L216 52V54H218V57H216V59H214L215 61H213V64L214 65H208L209 66V69H203V72L204 73H206L207 75H208V77H206L207 78V80L205 81V80H203V81H205V83H203L202 85H200V87H201V89L203 90V93H206L207 95H206V97L205 98H210V97H215V99H216V103H214V101H212L213 103H214V109L216 108L217 109V111L219 112V111H222V112H225L226 113V119H224V117H222L223 119V121H224V123L226 122L227 124H228V129H225L223 126V128L224 129H222V131H221V129H219V130H217L218 128H219V126H218V128L216 129V128H212V126H211V128L212 129H214V130H212L211 128V130H208L209 129V127L210 126H208V124L210 123V120H209V123L207 122V121H205V123H208L207 124V126H208V129H205L206 130V132L205 133H202V135L200 136L199 134L197 135L196 133H197V131H196V128L194 129L195 131H193L192 132V130H193V128H192V126H191V128H192V130H191V132H190V134H189V136H184V138L187 140L188 138H190V137H193V138H197V140L195 141L194 140V142H195V144H194V142H193V146H195V148L196 149H201L202 147L204 148V146H206L207 144H211L210 146H209V150L207 151V149H206V151H203L202 149L199 151V154L200 153H203V154H205L206 156H207V159H208V161H209V164H210V166H218V167H216V168H220V167H222V166H224V167H222V168H224V169H226L225 171H223L222 170V173H226V175H228L229 177H225V174L222 176L221 174H220V176H222V177H225V179L226 178H230L231 179V176L232 177H234V175H239V176H237V177H240V174H241V177L244 175V173H247L248 171H249V167L248 166H254V164H256V166H260V168L258 169L259 171H262L261 173H263L262 175L264 176V143H263V141H261L262 139H259V136L260 135H262L260 132L261 131H263L262 129H264V110H262V108H261V106H263V105H259V104H257L256 106H254L253 107V105H250L249 106V104H248V108L247 109H244L242 106V108H240V107H238V104L239 105H241L240 104V99L239 98H242V97H244L245 96V98H248V99H250V100H254V99H256L257 97H259V95L258 96H256L257 95V92L253 89V88H251V87H249V86H247L248 84H244L243 82L247 79H245V75H246V72L248 71V69H247V71H245V70H243L244 69V66L242 67L243 69H240V71L239 70H237V69H235L234 67L236 66V65H234V67L230 64V62H229V58L228 59H226V58H224V57H222V55L220 54L219 55ZM233 53V52H232ZM22 54H24V52H22ZM32 54V53H31ZM40 54V53H39ZM39 54H36V56L37 55H39ZM61 54V53H60ZM82 54V55H83ZM96 54V55H97ZM119 54V53H118ZM161 54V53H160ZM162 54H164V53H162ZM175 54H176V51H175ZM194 54V55H195ZM199 54H197V55H199ZM231 54V53H230ZM230 54H226L227 55V57H228V55H230ZM16 55H17V53H16ZM25 55V54H24ZM79 55V54H78ZM81 55V56H82ZM92 55L94 56V52L92 53ZM109 55V54H108ZM112 55V54H111ZM193 55V56H194ZM196 55V56H197ZM225 55V56H226ZM238 55V54H237ZM10 56H11V54H10ZM14 56H15V53L13 54V58H14ZM18 57L17 58H21L22 57V61L23 60H26L25 58H23L24 56H21V54L19 53L18 55H17ZM34 56V55H33ZM80 56V57H81ZM88 56V55H87ZM99 56V55H98ZM110 56V55H109ZM108 56V57H109ZM126 56V55H125ZM124 56V57H125ZM132 56V55H131ZM147 56V55H146ZM158 56V55H157ZM165 56V55H164ZM163 56V57H164ZM177 56V55H176ZM195 56V57H196ZM200 56V55H199ZM198 56V57H199ZM208 56V55H207ZM206 56V57H207ZM213 56L215 57V54H213ZM26 57V56H25ZM38 57H40V56H38ZM38 57H36V58H38ZM44 57V56H43ZM86 57V56H85ZM97 57V56H96ZM105 56H103V59H107V55H106V57L104 58ZM128 57H130V56H127V58ZM134 57V56H133ZM162 57V56H161ZM166 57V56H165ZM170 57V56H169ZM185 57V56H184ZM200 57H202V56H200ZM230 57V56H229ZM62 58V57H61ZM65 58V57H64ZM70 58V57H69ZM115 58V57H114ZM186 58H187V56H186ZM189 58H191V56H189ZM188 58V59H189ZM45 60L47 59V58H44ZM49 59H51V58H49ZM81 59V58H80ZM85 59H87V58H85ZM84 59V60H85ZM90 59V58H89ZM89 59H87V60H89ZM99 59H101V58H99ZM130 59H132V58H130ZM187 59V60H188ZM198 59H200V58H198ZM206 59V58H205ZM211 59V58H210ZM67 60V59H66ZM72 60V59H71ZM91 60H92V58H91ZM133 60V59H132ZM159 60V59H158ZM165 60H166V58H165ZM190 60V59H189ZM207 60V59H206ZM21 61V62H22ZM49 61V60H48ZM52 61H54V60H52ZM57 61V63L58 62H60V61H58V60H56ZM56 61H54L55 63H56ZM98 61V59L96 60V62ZM101 61V60H100ZM106 61V60H105ZM105 61L103 60V62L105 63ZM192 61H194V60H192ZM205 61V60H204ZM211 61V60H210ZM218 61H221V67L217 64V62ZM72 62V61H71ZM86 62V61H85ZM95 62V61H94ZM95 62V63H96ZM99 62V61H98ZM102 62V61H101ZM163 62V61H162ZM169 62V61H168ZM191 62V61H190ZM207 62V61H206ZM233 62V61H232ZM20 63V62H19ZM26 63V62H25ZM24 63V64H25ZM47 63V62H46ZM91 63V62H90ZM100 63V62H99ZM192 63V62H191ZM191 63H189L190 65H191ZM196 63V62H195ZM27 65H28V63H26ZM36 64V63H35ZM60 64H61V62H60ZM70 64V63H69ZM68 64V65H69ZM81 64V63H80ZM91 64H93V63H91ZM97 64V63H96ZM96 64H95V67H96ZM121 64V63H120ZM169 64V63H168ZM207 64V63H206ZM205 64V65H206ZM247 64V63H246ZM257 64H259V63H257ZM261 64V63H260ZM17 66H18V64H16ZM33 65H34V62H33ZM53 65V64H52ZM55 65V64H54ZM67 65V64H66ZM66 65H65V67H66ZM67 65V66H68ZM100 65V64H99ZM99 65H97V68H98V66ZM111 65V64H110ZM194 65H196V64H194ZM202 65V64H201ZM262 65V64H261ZM56 66V65H55ZM54 66V67H55ZM101 66V65H100ZM103 66V65H102ZM198 66V65H197ZM200 66V65H199ZM198 66V67H199ZM0 67V68H1ZM69 67V66H68ZM87 67V66H86ZM93 67V66H92ZM169 67H171V66H169ZM190 67V66H189ZM188 67V69H190ZM198 67H197V69H198ZM207 67V66H206ZM237 67V66H236ZM241 67V66H240ZM255 67V66H254ZM56 69H55V72L53 73V74H55L57 71H60V70H58V68L57 67H55ZM79 67H77V69H78ZM134 68V67H133ZM175 68V67H174ZM196 68V67H195ZM238 68V67H237ZM8 69V70H7ZM64 69V68H63ZM62 69V70H63ZM67 69V68H66ZM123 69V68H122ZM156 69V68H155ZM170 69V68H169ZM239 69V68H238ZM251 69V71H253L252 70V68H250ZM57 70V71H56ZM68 70V69H67ZM99 70V72L96 70V72H98L97 73V78L98 79H100V78H102V77H104V76H102V72H103V70L101 69V68H99L98 69ZM108 70V69H107ZM191 70V69H190ZM3 71V70H2ZM1 70H0V78L2 77V76H4L3 75V72H2ZM53 71H54V68H53ZM73 71V70H72ZM77 71V70H76ZM75 70H74V72H76ZM122 71H124V70H122ZM149 71V70H148ZM148 71H147V73L146 74H148V75H150L149 73H151V72H149L148 73ZM191 71H193V70H191ZM202 71V70H201ZM263 71H264V68H263ZM64 72V71H63ZM83 72V71H82ZM108 72V71H107ZM117 72V71H116ZM115 72V73H116ZM199 71H197V73H198ZM218 72H220V75L221 74H229V73H233V74H235V72H240V78L239 77H236V79L237 78H239V80L240 81H242V80H244L242 83L243 84H241L240 82H239V84L240 85H242V89L241 88H239V91H237V87H236V84H238V83H234V81L233 82H231L230 80H229V83L228 82H226V81H224L225 83H228V84H225L224 82H222V81H220V82H222L221 84H219V86H218V83H217V85H216V80L219 78V77H221V78H224V76L222 77V76H218V78L215 80L214 79V77H210V76H212V74H213V76H214V73H217V74H219ZM254 72V71H253ZM262 72V71H261ZM9 73V72H8ZM80 73V72H79ZM115 73H113L114 75H115ZM127 73V72H126ZM126 73H125V77L127 76L126 75ZM141 73V72H140ZM139 73V74H140ZM188 72L186 71V74H187ZM193 73V72H192ZM196 73V72H195ZM196 73V74H197ZM10 74V73H9ZM57 74H60L61 75V72H59V73H57ZM64 74V73H63ZM71 74H74L73 72L71 73ZM78 73L76 72V75H77ZM82 74V73H81ZM107 74V73H106ZM112 74V73H111ZM110 74V75H111ZM117 74V73H116ZM119 74V73H118ZM135 74V73H134ZM146 74H145V77H146ZM189 74V73H188ZM199 74V73H198ZM197 74V75H198ZM203 74V73H202ZM216 74V75H217ZM248 74V73H247ZM50 75V78L48 77ZM75 74H74V76H76ZM79 75V74H78ZM104 75V74H103ZM136 75H137V73H136ZM135 75V76H136ZM147 75V76H148ZM170 75V74H169ZM190 75V74H189ZM191 75H193V74H191ZM200 76H201V72H200V74H199ZM238 75V74H237ZM250 75H252V74H250ZM253 75H255L254 73H253ZM9 76V75H8ZM68 76V75H67ZM85 76V74L83 75V77ZM87 76V75H86ZM95 76V75H94ZM106 76V75H105ZM108 76H109V73H108ZM112 76V75H111ZM118 76V75H117ZM123 76V75H122ZM123 76V77H124ZM141 77V78H139V77ZM138 76H136V78L133 80L134 82H138V85H139V87H141V88H139V89H141V92L144 94L145 93V84L143 85H140V80L141 79H143V74H141V76L140 75H138ZM166 76V75H165ZM164 76V77H165ZM168 76V75H167ZM166 76V77H167ZM171 76V75H170ZM233 76V75H232ZM49 78L50 79V82L48 83V81L49 80H45V78ZM57 77V76H56ZM63 77V76H62ZM69 77V76H68ZM113 77H116V76H113ZM132 77H134L133 75H132ZM150 77V76H149ZM165 77V78H166ZM248 78H249V76H247ZM54 78V77H53ZM52 78V79H53ZM74 78V77H73ZM78 78V77H77ZM81 78V77H80ZM92 78H93V76H92ZM95 78V77H94ZM130 79H133V78H131V76L129 77ZM160 78V77H159ZM163 78V77H162ZM205 78V77H204ZM252 78V77H251ZM257 78H258V76H257ZM79 79V78H78ZM77 79V80H78ZM83 79V78H82ZM86 79V78H85ZM104 80L103 81H105L106 80V78L104 77L103 78ZM112 79V78H111ZM109 80V79H107V80H109V83H112L113 81V79L112 80ZM152 79H153V77H152ZM173 79V76H172V78L170 79V80H172ZM228 79H229V77H228ZM235 79V78H234ZM234 79H232V80H234ZM250 79V78H249ZM255 79V78H254ZM1 80H3V78H1ZM96 80V79H95ZM115 80H117V78L115 79ZM121 80H123V78H121ZM128 80V78L126 79V81ZM144 81H145V79H143ZM142 80V81H143ZM219 80H220V78H219ZM248 80V79H247ZM246 80V81H247ZM4 81H5V79H4ZM65 81V80H64ZM92 82H94V80H91ZM102 81V80H101ZM112 81V82H111ZM124 81H125V79H124ZM164 81V80H163ZM168 81V80H167ZM202 81V82H203ZM262 81V80H261ZM62 82H63V80H62ZM79 82H80V80H79ZM78 82V83H79ZM115 82V81H114ZM129 82V81H128ZM127 82V83H128ZM130 82H132V81H130ZM129 82V83H130ZM158 82H159V80H158ZM201 82V83H202ZM231 82V83H230ZM236 82H238L237 80H236ZM249 82V81H248ZM7 83V82H6ZM64 83V82H63ZM84 83V82H83ZM119 83V82H118ZM121 84H123L122 82H120ZM128 83V84H129ZM145 83V82H144ZM163 83V82H162ZM162 83H159V85H161ZM257 83V82H256ZM8 84H9V82H8ZM94 84H95V82H94ZM114 84V83H113ZM113 84H111V85H113ZM128 84H126V85H128ZM130 84H132V83H130ZM133 84H135V83H133ZM170 84V83H169ZM169 84H168V86H169ZM222 84H225V85H227L228 86V93H223L222 92V90H223V88L225 87V86H223ZM83 85V84H82ZM85 85H86V83H85ZM91 85V84H90ZM105 85H107V84H105ZM111 85H109V86H111ZM116 85H120V84H117L116 83ZM125 85V86H126ZM154 85V84H153ZM157 85V84H156ZM158 85V86H159ZM239 85V86H240ZM10 85H7V84H3V83H1V81H0V97L1 96H3L2 94L3 93H5V92H8L7 91V89H8V87H9ZM65 86H66V88H65ZM100 86H103V85H100ZM108 86V90H109V88L111 89V87H109ZM115 86V85H114ZM123 87H124V85H122ZM121 86V87H122ZM134 86H136V84L134 85ZM155 86V85H154ZM157 86V87H158ZM175 86V85H174ZM222 86H223V88H222ZM238 86V85H237ZM99 87V86H98ZM105 88H106V86H104ZM103 87V88H104ZM128 87H129V85H128ZM127 87V88H128ZM133 87V86H132ZM137 87V86H136ZM146 87H147V85H146ZM153 87V86H152ZM219 87V88H218ZM259 87V86H258ZM55 88V89H54ZM84 88H86V87H84ZM100 88V87H99ZM99 88H98V90H99ZM102 88V87H101ZM100 88V89H101ZM105 88H104V90H105ZM114 88H116V87H113V89ZM117 88H119L118 86H117ZM149 88H151L150 86H149ZM149 88H146L147 90L149 89ZM161 89L163 88L162 87V85H161V87H160ZM165 88V87H164ZM164 88H163V92L166 94L167 93V90H164ZM218 88V89H217ZM237 88V89H236ZM256 88V87H255ZM120 89V88H119ZM124 89V88H123ZM153 89V88H152ZM152 89H150V92H152L151 90ZM156 89V88H155ZM155 89H154V91H155ZM165 89H167V88H165ZM168 89H169V87H168ZM220 89V90H219ZM225 89V88H224ZM241 89V90H240ZM259 89V88H258ZM257 89V90H258ZM58 90L59 91V93L57 92L56 93V91ZM85 90V89H84ZM90 90V89H89ZM115 90V89H114ZM117 90V89H116ZM122 90V89H121ZM125 90H126V88H125ZM160 90V89H159ZM170 90V89H169ZM173 90V89H172ZM174 90H176V89H174ZM173 90V91H174ZM86 91V90H85ZM106 91H107V89H106ZM113 90H111V92H112ZM153 91V92H154ZM162 91H161V93H162ZM259 91V90H258ZM87 92V91H86ZM88 92H90V91H88ZM96 92V91H95ZM100 92V91H99ZM98 92V93H99ZM101 92H103V91H101ZM101 92L99 93V95L101 94ZM105 92V91H104ZM109 92V91H108ZM118 93H120V92H123L124 93V91H117ZM149 92V93H150ZM157 92H159L158 90H157ZM157 92L155 91V93H151V95L149 96V94H147L148 96H146V94L142 97V98H139L138 97V95L140 94H138L136 97L135 96H132L131 94V96L129 95L128 96V94H127V96L125 95H123V99L121 100V98L119 97V96H117V94L115 95V96H117V97H119V99H120V101L123 103V104H126L125 105V107H129V106H131L132 108L134 107H136V108H138V107H140V106H152L150 103H149V101L150 100H148V98L150 99V97H152V99H155L154 101V103H155V106H157V107H159L158 105H156V103H158L160 100L159 99H161V97H160V93H158L157 94ZM172 92V91H171ZM226 92V91H225ZM61 93H62V91H61ZM63 93V94H64ZM81 93V92H80ZM84 93V92H83ZM116 93V92H115ZM114 93V94H115ZM141 93V94H142ZM164 93H162V94H164ZM233 94V96H234V94L235 95H238L239 97H237V99L235 100H232V99H228V95H230V94ZM5 94H7V93H5ZM90 94H92V93H90ZM96 94V93H95ZM104 94V93H103ZM103 94L102 95H100V96H103ZM106 94V93H105ZM108 94V93H107ZM112 94H113V92H112ZM161 94V95H162ZM164 94V95H165ZM173 94H174V92H173ZM259 94V93H258ZM10 95V96H11ZM73 95V94H72ZM83 95V94H82ZM88 95V94H87ZM163 95V96H164ZM7 96V95H6ZM96 96V95H95ZM112 96V95H111ZM121 96V95H120ZM232 96V95H231ZM230 96V97H231ZM81 97V96H80ZM79 97V98H80ZM116 97V98H117ZM138 97V98H137ZM10 98V97H9ZM33 98H36L37 100L36 101H34V99ZM86 99V97H84L83 96V99ZM88 98V97H87ZM108 98V97H107ZM113 98H115V97H113ZM165 98H168V97H165ZM232 98V97H231ZM6 99V98H5ZM81 99V98H80ZM94 99H95V97H94ZM97 99V98H96ZM100 99V98H99ZM103 99V98H102ZM105 99H106V97H105ZM118 99V100H119ZM3 100V99H2ZM1 100V101H2ZM78 100V99H77ZM88 100V99H87ZM90 100V99H89ZM108 100V99H107ZM107 100H105V101H107ZM117 100V101H118ZM157 100H159L158 102H157ZM184 100H185V98H184ZM240 100V101H239ZM249 100V101H250ZM0 101V102H1ZM97 101V100H96ZM101 101V100H100ZM103 101H104V99H103ZM109 101V100H108ZM113 101V100H112ZM243 101V100H242ZM3 102H5L4 100H3ZM12 102V101H11ZM83 103H85V100L84 101H82ZM111 102V101H110ZM114 102V101H113ZM153 102V101H152ZM162 102H160V103H162ZM254 102V101H253ZM256 102H259V101H257V99L255 100V103ZM260 102H261V100H260ZM17 103V104H18ZM75 103H76V105H75ZM98 103V102H97ZM96 103V104H97ZM100 103V102H99ZM99 103H98V106H99ZM112 103V102H111ZM118 104H119V102H117ZM159 103V104H160ZM254 103V104H255ZM4 104H6V103H4ZM3 104V105H4ZM106 104H107V102H106ZM113 104V103H112ZM205 104H207V103H205ZM247 104V103H246ZM252 104V103H251ZM261 104V103H260ZM0 105H1V103H0ZM7 105V104H6ZM8 105H9V101H8ZM15 105V104H14ZM76 106L77 108H76V110L77 109H79V110H77V115L76 114H74V116L75 117H73L71 114H67V113H70L71 111L69 110V107H71V106ZM101 105V104H100ZM122 105V104H121ZM242 105H244V104H242ZM19 106V105H18ZM90 106V105H89ZM93 106H91V107H93ZM97 106V107H98ZM104 106H106V105H104ZM111 108H112V106L111 105H109ZM108 105H107V108L109 107ZM124 106V105H123ZM122 106V107H123ZM154 106V105H153ZM211 106H212V104H211ZM210 106V107H211ZM2 107V106H1ZM4 107V106H3ZM3 107H2V109H3ZM8 107V106H7ZM13 107V106H12ZM84 107V106H83ZM127 107V108H128ZM161 107V106H160ZM159 107V108H160ZM206 107V106H205ZM253 107V108H252ZM21 108V107H20ZM154 108V107H153ZM162 108V107H161ZM182 108V107H181ZM212 108V109H213ZM1 109V110H2ZM74 109H75V107H74ZM90 109V108H89ZM118 109V108H117ZM144 109V108H143ZM155 109H156V107H155ZM183 109V108H182ZM12 110V109H11ZM11 110L10 109H6V108H4V110H2L3 112L2 113H4L5 114V116H6V114L8 115V117L10 118V117H12V113H11ZM67 110H69V111H67ZM82 110V109H81ZM108 110V109H107ZM112 110V109H111ZM114 110H116V109H114ZM119 110V109H118ZM121 110V109H120ZM123 110H125L124 109V107H123ZM141 110H142V108H141ZM148 110V109H147ZM157 110V109H156ZM178 110V109H177ZM204 110V109H203ZM211 110V109H210ZM19 111V110H18ZM17 111V112H18ZM83 111V110H82ZM82 111H80V113L82 112ZM103 111V110H102ZM127 111H128V109H127ZM127 111L126 112H124V113H127ZM132 111V110H131ZM131 111H130V113H131ZM150 111V110H149ZM153 111H155V110H153ZM171 111H170V113H171ZM21 112V111H20ZM19 112V116H20V113ZM67 112V113H66ZM87 113H90V111H86ZM129 112V111H128ZM145 112V111H144ZM202 112V111H201ZM206 112V111H205ZM215 112V111H214ZM1 113V112H0ZM72 113V112H71ZM110 113V112H109ZM113 113H115L114 111H113ZM112 112H111V115L113 114ZM121 113H123V112H121ZM141 113V111L139 112V114ZM175 113H177V112H175ZM183 113V112H182ZM193 113V112H192ZM207 113V112H206ZM4 114H2V115H4ZM14 114V113H13ZM17 114V113H16ZM15 114V117L17 116ZM23 114V113H22ZM21 114V115H22ZM129 114V113H128ZM132 114V113H131ZM179 114V113H178ZM96 115V114H95ZM202 115V114H201ZM208 115V114H207ZM18 116V117H19ZM109 116H110V114H109ZM114 116V115H113ZM115 116H116V114H115ZM128 116V115H127ZM137 116V115H136ZM203 116V115H202ZM23 117V116H22ZM134 117V116H133ZM173 116H170V118L171 119H173L172 118ZM5 118V117H4ZM4 118L2 119V117L0 118V135H4V133H7V134H5V136L6 135H8L9 136V138L11 137V139H9L8 138V140L10 141V142H12L13 144H16L17 146L19 145V146H25L26 144V139L24 138L23 139V137L24 136H28V137H30V136H32L33 135V133L32 132H28V131H26V130H22L21 131V129H20V131L21 132H18L17 131V129H16V131H14V129H12V127H15V126H13V124L11 125V128H9V127H7L6 126V123L8 122V120H5L6 121V123H4ZM17 118V117H16ZM212 118V117H211ZM24 119V118H23ZM136 119H139V118H136ZM177 119V118H176ZM203 119H205V118H203ZM10 120V119H9ZM26 120V119H25ZM30 120V121H31ZM116 120V119H115ZM219 120V119H218ZM255 120H256V122H255ZM11 121V120H10ZM15 121V120H14ZM19 121V120H18ZM133 121H135L134 119H133ZM188 121V120H187ZM187 121H185V122H187ZM212 121V120H211ZM258 121H260L261 122V124L260 125H257V127L258 128H253L254 126H253V124L254 123H257ZM17 122V121H16ZM24 122H27L28 123V120L27 121H24L23 120V124H24ZM130 122V121H129ZM128 122V120H127V123H129ZM181 122V121H180ZM259 122V123H260ZM13 123V122H12ZM15 123V122H14ZM20 123H22V119H21V121H19V123L17 122V124H20ZM132 123V122H131ZM135 123V122H134ZM176 123V122H175ZM174 123V124H175ZM221 123V122H220ZM258 123V124H259ZM8 124H10V123H8ZM16 124V123H15ZM16 124V125H17ZM32 124V123H31ZM36 124L34 125V126H36ZM130 124V123H129ZM139 125V122L138 123H136V125ZM181 124V123H180ZM121 125V124H120ZM131 125V124H130ZM129 125V126H130ZM135 125V124H134ZM183 125V124H182ZM184 125H185V123H184ZM183 125V126H184ZM214 125V124H213ZM220 125H223L222 123L220 124ZM225 125V124H224ZM20 126V125H19ZM18 126V127H19ZM33 126V127H34ZM128 125H126L125 127H127ZM128 126V127H129ZM133 126V125H132ZM174 126V125H173ZM175 126H177L178 127V124L177 125H175ZM181 126V125H180ZM196 126H197V124H196ZM205 126H206V124H205ZM217 126V125H216ZM21 127V126H20ZM19 127V128H20ZM64 127H66V128H64ZM124 127V126H123ZM134 127V126H133ZM136 127H138V126H136ZM139 127V128H140ZM203 127V129H204V126H202ZM214 127V126H213ZM221 127V128H222ZM256 127V126H255ZM261 127H263L262 129H261ZM18 128V129H19ZM26 128V127H25ZM31 128H32V126H31ZM30 128V129H31ZM35 128V127H34ZM64 128V129H63ZM95 128H97L98 129V131L95 129ZM139 128H136L137 130L139 129ZM190 128V129H191ZM36 129V128H35ZM122 129H124V128H122L121 127V130ZM185 129V128H184ZM261 129V130H260ZM38 130V129H37ZM126 131H128L127 129H125ZM125 130H123V131H125ZM181 130H183L182 128H181ZM204 130V131H205ZM26 131V132H25ZM61 131H64L65 133H63V134H61ZM122 131V132H123ZM139 131H140V129H139ZM176 131V130H175ZM35 132V131H34ZM121 132V133H122ZM179 132V131H178ZM181 132V131H180ZM19 133H21V134H19ZM79 133H82L83 135L82 136H80L79 135ZM124 133V132H123ZM169 133L171 134L170 136H174V137H176V139L178 138V141H179V138L181 137L182 139H183V137L182 136H180V135H178V134H176L174 131L172 132L171 130L169 131ZM182 133V132H181ZM185 133H187L188 134V132H186L185 131ZM142 134H143V132H142ZM165 134V133H164ZM163 134V135H164ZM168 134V133H167ZM166 134V135H167ZM38 135V136H39ZM125 135H127L126 133H124V136ZM169 135V134H168ZM2 136H0V147H2V148H4L5 147V145H4V142H3V140H5V139H3V137ZM128 136V135H127ZM180 136V137H179ZM34 137V136H33ZM166 137V136H165ZM169 137V136H168ZM173 137V138H174ZM146 138V137H145ZM145 138H144V141H145ZM193 138H192V141H193ZM96 139H100L99 140V142L98 141H96ZM101 139H103V142H104V145L106 146V147H104V148H102V146L101 145H103V144H101L100 145V141H102ZM148 139V138H147ZM165 139V138H164ZM1 140H2V142H1ZM37 140V139H36ZM172 141H174L173 139H171ZM184 140V139H183ZM28 141H31V140H29L28 139ZM32 141H34V140H32ZM32 141H31V143H32ZM96 141V142H95ZM148 141V140H147ZM150 141V142H151ZM161 141H164V140H161ZM167 141V140H166ZM168 141H170V140H168ZM176 141V140H175ZM177 141V142H178ZM176 142V143H177ZM180 142V141H179ZM178 142V143H179ZM187 143L189 142V141H186ZM11 143V144H12ZM34 143H35V141H34ZM162 143V142H161ZM170 143V142H169ZM173 143V142H172ZM176 143H175V145H176ZM28 144V143H27ZM140 145V149H137L135 146L136 145ZM168 144V143H167ZM166 144V145H167ZM181 143H179V145H180ZM182 144H184V143H182ZM186 144V143H185ZM184 144V145H185ZM29 145V144H28ZM32 145V144H31ZM161 145V144H160ZM159 145V146H160ZM170 145V144H169ZM173 145V144H172ZM174 145V146H175ZM184 145H182V146H184ZM191 145H192V143H191ZM11 145H9L8 147H10ZM18 146V147H19ZM35 146V145H34ZM148 146H149V144H148ZM172 147L173 148V150H174V148L175 147ZM181 146V147H182ZM15 147V146H14ZM27 147V146H26ZM163 147H164V145H163ZM171 147V146H170ZM170 147H169V149H170ZM208 147V146H207ZM1 148V149H2ZM20 148V147H19ZM22 148V147H21ZM31 148V147H30ZM167 148V147H166ZM180 148V147H179ZM183 149H184V147H182ZM5 149V148H4ZM9 149V148H8ZM11 149H12V147H11ZM11 149H9V150H6V152H10V150ZM28 149V148H27ZM168 149V150H169ZM177 149V148H176ZM191 149V148H190ZM16 150H18L17 148H16ZM25 150V149H24ZM62 150H65V152H67L65 155L62 153L63 151ZM73 151L74 153H70V151ZM82 150V151H81ZM165 150H167V149H165ZM165 150L163 149V151L165 152ZM171 150V149H170ZM194 150V149H193ZM192 150V151H193ZM15 151V150H14ZM190 151V150H189ZM196 151V150H195ZM194 151V152H195ZM170 152V151H169ZM168 152V153H169ZM176 152V151H175ZM2 153V152H1ZM11 153V152H10ZM12 153H13V151H12ZM162 153V152H161ZM167 153V154H168ZM9 154V153H8ZM7 154V155H8ZM170 154H172L171 152H170ZM193 154V153H192ZM199 154H198V156H199ZM4 155V154H3ZM11 155V154H10ZM174 155V154H173ZM168 156H170V155H168ZM175 156H178V155H175ZM194 156H196V154L194 155ZM201 156V155H200ZM8 157V156H7ZM163 157V156H162ZM161 157V158H162ZM170 157H172V155L170 156ZM201 157H203L204 158V156L202 155ZM176 158V157H175ZM178 158H179V156H178ZM181 158H180V161H181ZM195 158V157H194ZM199 158V159H198ZM197 159H198V161L200 160V157H198ZM12 159V158H11ZM36 159V160H35ZM171 159V158H170ZM192 159V158H191ZM204 159H206V158H204ZM207 159L205 160V161H207ZM171 160H173V159H171ZM193 160V159H192ZM201 160H203V159H201ZM195 161V160H194ZM207 161V162H208ZM12 162H15L16 164H14V165H11V163ZM74 162V163H73ZM174 162V161H173ZM172 162V163H173ZM182 162V161H181ZM200 162V161H199ZM180 163V162H179ZM178 162H177V164H179ZM202 164H203V161L201 162ZM200 163V164H201ZM71 164H72V166H71ZM175 164V163H174ZM182 163H180V165H181ZM196 164H198V162L196 163ZM195 164V165H196ZM201 164V165H202ZM74 165V166H73ZM194 165V166H195ZM207 165V164H206ZM206 165H203V166H206ZM23 166V167H22ZM208 166V165H207ZM210 166H209V168H210ZM242 166V167H241ZM247 166V167H246ZM179 167H183V168H179ZM186 167V168H185ZM235 167L237 168V169H235ZM19 168V169H20ZM208 168V167H207ZM251 168H256V167H251ZM258 168V167H257ZM6 169V168H5ZM17 170H18V168H16ZM27 169V168H26ZM254 169H252V170H254ZM11 170V169H10ZM10 170H9V172H10ZM117 170H120L121 171V175L119 176V178L121 179H124V180H127V182L129 183H131V184H134L132 187L133 188H135L134 186H138L137 187V189L138 190H136L135 192H137L138 191V193H136L137 194V197L138 196H140V197H143L144 195L147 197V198H150V200L154 197L153 196V194L155 195L156 194V192H159V191H165V190H169V189H172V192L174 193L173 194V198L172 197H168L164 202H162L160 205L159 204H156V203H154V205L156 204V205H159V206H161V207H163L162 209L163 210H165V211H163V212H160V214L159 213H157L156 211H154V210H156V209H152V208H149L148 206H146L144 203L145 202H147V198H146V201L142 204V202L141 201H138V200H134V201H132V200H129V198H128V196H130V194L127 192V191H121V190H119L118 188H119V186H117L118 188V190L116 189H114L113 188V182L112 181H110L109 183H108V187H109V191H106V190H104L103 188H101L100 187V185L97 183H94V182H92L93 181V179H90V178H94V177H96L97 179H99L98 177L99 176H101L103 173H107V175L108 174H110V175H112L113 176V178L115 179V180H117L118 178H115V176L117 177V175H119V174H117L116 173V171ZM164 170V171H163ZM210 170H212L213 171V169H211L210 168ZM215 170V169H214ZM217 170V169H216ZM215 170V171H216ZM251 170V169H250ZM257 169H256V171H258ZM19 171H21L22 172V169L21 170H19ZM255 171V172H256ZM12 172V171H11ZM71 172H74V174H76V175H74V176H72L73 175V173L71 174ZM119 172V171H118ZM206 172H208V171H206ZM250 172V171H249ZM254 171H252V173H253ZM4 173V172H3ZM19 173V175H20V172H18ZM22 173H24V172H22ZM189 173H191V172H189ZM211 173V172H210ZM217 173H218V171H217ZM220 173V172H219ZM7 174V173H6ZM10 174H12V173H10ZM53 174H55L56 176V178H55V180H53L52 178V176H53ZM201 174V173H200ZM204 174V173H203ZM253 174H255V173H253ZM5 175V174H4ZM9 175V174H8ZM13 175V174H12ZM15 175V174H14ZM13 175V176H14ZM16 175H18V174H16ZM22 175V174H21ZM20 175V176H21ZM24 175V174H23ZM46 175H50V176H46ZM52 175V176H51ZM198 175V174H197ZM202 175V174H201ZM218 175V174H217ZM257 175H259V174H257ZM7 176V175H6ZM13 176H12V178H13ZM20 176H16V177H19L20 178ZM103 176V175H102ZM111 176V177H112ZM180 176V175H179ZM212 176V177H213ZM245 176V175H244ZM250 176H251V173H250ZM254 176V175H253ZM253 176H251L252 178H253ZM262 176V177H263ZM8 177V176H7ZM11 177V176H10ZM21 177H23V176H21ZM110 177V176H109ZM108 177V178H109ZM195 177V176H194ZM197 177V176H196ZM205 177V176H204ZM240 177V178H241ZM249 177V176H248ZM259 177V176H258ZM261 177V176H260ZM259 177V178H260ZM24 178V177H23ZM107 178V179H108ZM112 178V179H113ZM198 178V177H197ZM236 178V177H235ZM240 178L239 179H237V180H240ZM245 178H247V177H244V179ZM256 178V177H255ZM8 179H10V178H8ZM16 179V178H15ZM95 179V178H94ZM109 179H111V178H109ZM113 179V180H114ZM121 179V180H122ZM188 180L189 179H191V178H187ZM186 179V180H187ZM199 180H201L202 178H198ZM197 179V182L199 181ZM225 179H224V181H225ZM12 180V179H11ZM23 180V179H22ZM25 180V181H26ZM100 180V179H99ZM103 180V179H102ZM120 180V181H121ZM188 180L187 181H185V183L186 182H188ZM203 180H204V178H203ZM235 180V179H234ZM233 180V181H234ZM246 180V179H245ZM261 180V179H260ZM263 180H264V178H263ZM7 181V180H6ZM16 181V180H15ZM21 181V180H20ZM103 181H105V180H103ZM106 181H108V180H106ZM105 181V186H106V182ZM123 181V180H122ZM122 181H121V183H122ZM183 181V180H182ZM190 182H192L191 180H189ZM196 181V180H195ZM202 181V180H201ZM229 181V180H228ZM232 181V180H231ZM230 181V182H231ZM247 181V180H246ZM249 181V180H248ZM247 181V182H248ZM259 181V180H258ZM9 182V181H8ZM14 182V181H13ZM99 182V181H98ZM112 182V183H111ZM189 182V183H190ZM243 182H245V181H243ZM251 181H249V183H250ZM260 182V181H259ZM22 183V182H21ZM57 183H63L67 188H70L73 192H74V194L75 195H73V194H68V195H63L62 193H60V191H59V189L58 188H60V185H59V187H58V185H57ZM101 183V182H100ZM199 183V182H198ZM204 183V182H203ZM226 183H227V181H226ZM229 183V182H228ZM252 183V182H251ZM250 183V184H251ZM254 183H256V182H254ZM24 184V183H23ZM131 184H129V185H131ZM187 184V183H186ZM185 184V185H186ZM230 184V183H229ZM241 184V183H240ZM243 184V183H242ZM246 184V183H245ZM248 184V183H247ZM249 184V185H250ZM257 184V183H256ZM256 184H253L252 183V185L250 186V191L249 192H252L251 194H253L254 195V189L255 188H257V187H259V186H257L256 187ZM259 184V183H258ZM261 184V183H260ZM13 185V184H12ZM18 185H19V183H18ZM28 185V186H29ZM103 185L104 184H102V187H103ZM115 185H116V183H115ZM114 185V186H115ZM118 185V184H117ZM120 185V184H119ZM233 185V186H232ZM232 187H234V189L237 187V186H239V187H242L241 185H239V183L236 181V182H232ZM244 185V184H243ZM249 185H248V187H249ZM255 185V188L253 187ZM1 186V185H0ZM11 186V185H10ZM214 186V188H216V192L215 191H213L214 193H209V188L211 187H213ZM246 186V185H245ZM7 187V186H6ZM23 187V186H22ZM21 187V188H22ZM107 187V186H106ZM124 187L125 188H131V187H126V186H124V182H123V189H124ZM208 187V192L206 191L207 188ZM231 187V188H232ZM239 187H237L238 189H239ZM262 188H259V189H263V191H264V184H262V186H261ZM193 189V191L192 190H190V189ZM243 188V191H245L246 189L244 188V187H242ZM122 189V188H121ZM136 189V188H135ZM234 189H231V193L232 194H230L231 196L233 195V190ZM241 189V188H240ZM245 189V190H244ZM253 189V191H251ZM21 190V189H20ZM242 190V189H241ZM5 191V190H4ZM3 191V192H4ZM22 191V190H21ZM21 191H19L18 189L17 190H15V192H14V194L16 195V193L18 192V194L17 195H20L19 193H21ZM169 191H167L165 194H167ZM246 192H248V191H246ZM245 192V193H246ZM257 192V191H256ZM261 192V191H260ZM1 193V192H0ZM24 193V192H23ZM23 193H21V194H23ZM89 193V192H88ZM93 193V192H92ZM236 193H237V190H236ZM243 192H241V194H242ZM244 193V194H245ZM262 193V192H261ZM9 194V193H8ZM13 194V193H12ZM34 194V193H33ZM84 194V196H86V194L85 193H83ZM129 194V195H128ZM135 194V195H136ZM160 194V193H159ZM158 194V195H159ZM169 194V193H168ZM172 194V193H171ZM235 194V193H234ZM247 194H249V193H247ZM259 195H260V193H258ZM25 195V196H24ZM23 196L25 197L24 199L25 200H23V201H25L26 203V205L28 204L29 206H30V204H34L35 202H37L39 199H37V201H35V198L33 197V195L31 196V195H27V194H24ZM39 195V194H38ZM93 195V194H92ZM93 195V196H94ZM162 195V194H161ZM229 195V196H230ZM237 195V194H236ZM238 195H240V193L238 194ZM246 195V194H245ZM244 195V196H245ZM252 195V196H253ZM256 195V194H255ZM10 196V195H9ZM21 196V195H20ZM81 196H83V195H81ZM172 196V195H171ZM175 196V197H174ZM223 196V195H222ZM225 196V195H224ZM240 196H242V195H240ZM240 196H238V197H240ZM247 196V195H246ZM261 196H262V194H261ZM49 197V198H50ZM139 197V198H140ZM165 197V196H164ZM164 197H162V198H164ZM167 197V196H166ZM234 197V196H233ZM243 197V196H242ZM249 197H251V195L249 196ZM254 197V196H253ZM84 198V197H83ZM92 198V197H91ZM94 198V197H93ZM125 198V199H124ZM245 198V197H244ZM248 197H246L245 199H247ZM20 199V198H19ZM46 199V198H45ZM52 199V198H51ZM79 199V198H78ZM85 199V198H84ZM87 199H90V197L89 198H87ZM97 199V198H96ZM134 199H136V198H134ZM138 199V198H137ZM142 199V198H141ZM161 199V198H160ZM16 200V199H15ZM18 200V199H17ZM22 200H20L21 202H22ZM86 200V199H85ZM91 200V199H90ZM145 200V199H144ZM153 200H156V199H153ZM223 200V199H222ZM223 200V201H224ZM242 200V199H241ZM77 201V202H76ZM94 201V200H93ZM119 201V202H118ZM243 201V203L245 204V202L244 201H247V200H242ZM10 202V201H9ZM47 202V201H46ZM99 202H101V201H99ZM153 202H155V201H153ZM153 202H151V203H153ZM157 202V201H156ZM213 202V203H212ZM215 202V203H214ZM264 202V201H263ZM14 203V202H13ZM24 203V202H23ZM38 203V202H37ZM90 203V202H89ZM158 203V202H157ZM255 203H258L257 204V206L256 207H253L252 205L253 204H255ZM22 204V203H21ZM43 204H46L45 202L43 203ZM48 204V203H47ZM91 204V203H90ZM99 204V203H98ZM147 204H149V202L147 203ZM241 204V203H240ZM25 205V206H26ZM27 205V206H28ZM31 205V210H33L32 209V207L34 206H32ZM60 205H62V204H60ZM66 205V204H65ZM93 205V204H92ZM150 205H152V204H150ZM217 205H220V206H217ZM247 205V204H246ZM256 205V204H255ZM37 206V205H36ZM35 206V207H36ZM46 206V205H45ZM50 206V205H49ZM48 206V207H49ZM72 206V207H73ZM85 206V205H84ZM89 206V205H88ZM95 206V205H94ZM153 206V205H152ZM159 206H155V207H159ZM228 206V207H229ZM243 206V205H242ZM1 207V206H0ZM12 207V206H11ZM21 207V206H20ZM24 207V206H23ZM22 207V208H23ZM35 207H33V208H35ZM51 207V206H50ZM56 207H57V205H52V210H53V208H55L56 209ZM64 207V206H63ZM248 207V206H247ZM262 207H264V206H262ZM38 208H40V213H42L43 214V212H45V214L46 213H49V214H51L52 213V215L54 214L53 212H55V209H54V211H51V210H48V209H44V211L41 209V207L40 206H37V210H38ZM77 207H75V209H76ZM82 208V207H81ZM84 208V207H83ZM85 208H87V207H85ZM93 208V207H92ZM92 208H90V209H92ZM246 208V207H245ZM36 209H34V210H36ZM94 209V208H93ZM104 209H105V207H104ZM158 209H160V208H158ZM262 209V208H261ZM1 210V209H0ZM26 210V209H25ZM36 210V211H37ZM69 210V209H68ZM88 210V209H87ZM94 210H97L96 208L94 209ZM99 210V209H98ZM2 211V210H1ZM5 211V212H4ZM4 211H3V213L5 214V215H7V214H9V215H13V216H16L17 218L19 217V215H17L16 213H15V211H13L11 208H10V206H5V208H4ZM17 211V210H16ZM36 211H34V213H33V211H32V218H34V216H36L37 214H38V212L39 211H37V214H36ZM43 211V212H42ZM56 211H58L57 209H56ZM78 211H80V208H79V210ZM90 211V210H89ZM103 210H102V208H101V212H102ZM107 211V209L105 210V213L107 214L108 212H106ZM29 212V211H28ZM27 211L24 213L23 212V214L22 213H20V216H22V217H26L27 216V213H28ZM64 212V211H63ZM73 212V211H72ZM71 212V213H72ZM77 212V211H76ZM75 212V213H76ZM81 212H82V210H81ZM104 212V211H103ZM111 212V211H110ZM159 212V211H158ZM2 213V212H1ZM14 213H15V215H14ZM18 213V212H17ZM61 213H62V211H61ZM60 213V214H61ZM84 213V212H83ZM133 213V212H132ZM34 214V215H33ZM44 214V216L43 215H41V216H43V217H45V216H47V215H45ZM77 214V213H76ZM91 214V213H90ZM109 214V213H108ZM113 214V213H112ZM130 214V213H129ZM9 215H7L8 217H9ZM128 215V214H127ZM7 216H3V215H0V264H62L61 263V261H60V258H58V256L57 257H55L54 255H49V254H47V252L49 253V251H48V247H46L45 245H44V243H43V245H42V238H38V236L39 235H41V234H39V232H37V230L38 231H40L38 228L36 229V232L39 234H36V235H34V233L33 234H30V233H32V232H29L28 230L27 231H25V234L28 232V235L30 234L31 236H32V241L33 242H31V243H24L23 242V240H22V238L24 237V231L22 232V230H21V227L20 226H22V225H16V224H13L12 222H10L11 221V219L9 220V218L7 217ZM10 216V217H11ZM28 216H31V213H29L28 214ZM38 217V219H36L37 221H42L43 219H42V217ZM50 216V215H49ZM48 216V217H49ZM70 216V215H69ZM131 216V215H130ZM140 216V217H141ZM164 216H167L166 218L164 217ZM68 217V216H67ZM73 217V216H72ZM82 217V216H81ZM80 217V218H81ZM84 217V216H83ZM86 217V216H85ZM98 217V216H97ZM122 217H125V216H122ZM240 217H242V218H240ZM13 218V217H12ZM30 218V217H29ZM39 218H41V219H39ZM46 218V217H45ZM50 218H52V217H50ZM49 218V219H50ZM58 218V217H57ZM93 218V217H92ZM107 218V217H106ZM112 218V217H111ZM131 218V217H130ZM130 218H128V220H130ZM139 218V217H138ZM20 219H21V217H20ZM24 219V218H23ZM72 219V218H71ZM70 219V220H71ZM98 219V218H97ZM100 219V218H99ZM115 219V218H114ZM136 219V218H135ZM135 219H133V220H135ZM18 220V219H17ZM29 220V219H28ZM33 220V219H32ZM47 220V219H46ZM50 220H52V219H50ZM50 220H48L49 222H50ZM58 220V219H57ZM63 220V219H62ZM61 220V221H62ZM75 221H76V219H74ZM81 220H82V218H81ZM104 220V219H103ZM138 220V219H137ZM142 220V219H141ZM165 220V221H164ZM252 220H254L255 222H252ZM23 221V220H22ZM34 221V220H33ZM45 221V220H44ZM47 221V222H48ZM53 221V220H52ZM58 221H60V220H58ZM63 221H65V220H63ZM83 221V220H82ZM86 221V220H85ZM85 221H84V223H85ZM98 221V220H97ZM99 221H101V219L99 220ZM131 221V220H130ZM149 221V220H148ZM29 222H30V220H29ZM78 222H80V221H78ZM93 222V221H92ZM94 222L96 223V220H94ZM103 222H105V221H103ZM113 222V221H112ZM114 222H115V220H114ZM117 222V221H116ZM126 222V221H125ZM137 222V221H136ZM153 222V221H152ZM152 222H150V223H152ZM36 224H37V222H35ZM67 223V222H66ZM74 223V222H73ZM72 223V224H73ZM75 223H77V222H75ZM88 223V222H87ZM91 223V222H90ZM101 223V225H102V221L100 222ZM133 223V222H132ZM159 223V224H158ZM252 223H254V225H252ZM28 224V223H27ZM32 224H34V222L32 223ZM51 224V223H50ZM58 224V223H57ZM81 224H82V222H81ZM92 224V223H91ZM91 224H89V225H91ZM106 224V222L104 223V225ZM120 224V223H119ZM129 224V223H128ZM145 224V223H144ZM30 225V224H29ZM35 225V224H34ZM47 225H49V224H46L45 223V229H46V227H47ZM96 225H99V224H96ZM100 225V226H101ZM104 225H103V227H104ZM120 225H122V224H120ZM138 225V224H137ZM146 225V224H145ZM151 225H153L154 226V224H151ZM156 225V224H155ZM59 226V225H58ZM70 226V225H69ZM109 226V225H108ZM135 226V225H134ZM20 227V228H19ZM37 227V226H36ZM102 227V226H101ZM111 227V226H110ZM126 227H127V225H126ZM131 226H129L128 228H130ZM136 227V226H135ZM134 227V228H135ZM139 226H137L136 228H138ZM161 227V228H162ZM48 228L50 229V225L48 226ZM60 228V227H59ZM77 228V227H76ZM75 228V229H76ZM94 228V227H93ZM93 228H91V229H93ZM95 228H98V227H95ZM105 228V227H104ZM125 228V227H124ZM135 228V229H136ZM145 228V227H144ZM160 228V227H159ZM24 229V228H23ZM48 229V230H49ZM61 229V228H60ZM63 229V228H62ZM73 229V228H72ZM140 229V228H139ZM143 229V228H142ZM146 229V228H145ZM149 229V228H148ZM157 229H158V226H157ZM47 230V229H46ZM64 230V229H63ZM82 230V229H81ZM84 230V229H83ZM89 230V229H88ZM100 230V229H99ZM134 230V229H133ZM160 230V229H159ZM65 231V230H64ZM98 231V230H97ZM104 230H102V232H103ZM118 231H120V230H118ZM151 231V230H150ZM154 231V230H153ZM162 231V230H161ZM62 232V231H61ZM66 232V231H65ZM69 234L68 235H70V233L71 232H69V231H67ZM67 232H66V234H67ZM93 232V231H92ZM95 232V231H94ZM99 232V231H98ZM100 232H101V230H100ZM106 232V231H105ZM134 232L135 231H133V234H134ZM146 232V231H145ZM41 233V232H40ZM56 233V232H55ZM82 233H83V231H82ZM119 233V232H118ZM127 233V232H126ZM135 233H137V232H135ZM154 233V232H153ZM152 233V234H153ZM64 234V233H63ZM72 234V233H71ZM93 234V233H92ZM96 234V233H95ZM107 234H108V232H107ZM113 234V233H112ZM142 234H144V233H142ZM159 234V233H158ZM162 234V233H161ZM167 234H169V235H167ZM57 235H59V234H57ZM75 235V234H74ZM102 235V234H101ZM120 235V234H119ZM131 235V234H130ZM148 235V234H147ZM48 236V235H47ZM64 236V235H63ZM70 236H72V235H70ZM69 236V237H70ZM78 236V235H77ZM90 236L91 235H89L88 237L90 238ZM109 236V235H108ZM107 236V237H108ZM118 236V235H117ZM127 236V235H126ZM134 236V235H133ZM151 236V235H150ZM53 237V236H52ZM58 237V236H57ZM68 237V236H67ZM81 237V236H80ZM110 237V236H109ZM112 237V236H111ZM139 237V236H138ZM137 236L136 237H134V238H138ZM51 238V237H50ZM82 238V237H81ZM92 238H94L93 237V235H92ZM97 238H100V237H97ZM104 238V237H103ZM127 238H129V236H127ZM126 238V239H127ZM158 238V237H157ZM53 239V238H52ZM72 240H73V238H71ZM77 239V238H76ZM111 239V238H110ZM115 239H116V237L114 238V241H115ZM130 239H132V237L130 236ZM143 239H146V238H143ZM156 239V238H155ZM47 240V239H46ZM58 240H59V237H58ZM60 240L62 241V238L60 237ZM59 240V241H60ZM69 240V239H68ZM75 240V239H74ZM91 240V239H90ZM133 240V239H132ZM139 240H140V237H139ZM154 240V239H153ZM157 240H159V239H157ZM170 240V239H169ZM172 240V239H171ZM26 241V240H25ZM29 241V240H28ZM41 241V242H40ZM55 242H56V240H54ZM63 241H64V243H65V241L67 242V239H65L64 240V238H63ZM77 241V240H76ZM81 241H82V239H81ZM84 241V240H83ZM113 241V240H112ZM111 241V242H112ZM134 241V240H133ZM30 242V241H29ZM58 242V241H57ZM78 242H80V241H78ZM104 242V241H103ZM123 243L124 242H126V241H122ZM140 242V241H139ZM157 242V241H156ZM188 242H189V244H188ZM64 243H63V245H64ZM91 243V242H90ZM105 243H106V241H105ZM133 243V242H132ZM138 243V242H137ZM142 243V242H141ZM144 243V242H143ZM48 243H46V245H47ZM83 244V243H82ZM108 244V243H107ZM110 244V243H109ZM112 244V243H111ZM127 244V243H126ZM131 244V243H130ZM53 245V244H52ZM80 247H81V245L80 244H78ZM84 245V244H83ZM98 245V244H97ZM100 245V244H99ZM114 245V244H113ZM151 245V244H150ZM159 245V244H158ZM173 245V244H172ZM48 246V245H47ZM55 246V245H54ZM57 246V245H56ZM62 246V245H61ZM101 246V245H100ZM121 246V245H120ZM152 246V245H151ZM192 246V247H191ZM64 247H65V245H64ZM87 247V246H86ZM105 247V246H104ZM114 247V246H113ZM146 247V246H145ZM152 247H154V246H152ZM156 247V246H155ZM154 247V248H155ZM88 248V247H87ZM97 248V247H96ZM109 248V247H108ZM131 248V247H130ZM139 248V247H138ZM141 248V247H140ZM149 248V247H148ZM158 248V247H157ZM169 248V247H168ZM173 248H175V247H173ZM172 248V249H173ZM179 248V247H178ZM52 249V248H51ZM117 249V248H116ZM115 249V250H116ZM142 249H144V248H142ZM146 249V248H145ZM169 249H171V248H169ZM177 249V248H176ZM50 250V249H49ZM60 250V249H59ZM63 250V249H62ZM76 250V249H75ZM78 250V249H77ZM81 250V249H80ZM84 250V249H83ZM102 250V249H101ZM159 250V249H158ZM51 251V250H50ZM53 251V250H52ZM64 251V250H63ZM82 251V250H81ZM110 251V250H109ZM117 251V250H116ZM135 251H136V249H135ZM148 251V250H147ZM164 251V250H163ZM162 251V252H163ZM169 251V250H168ZM188 251V250H187ZM66 252V251H65ZM77 252V251H76ZM82 252H84V251H82ZM102 252L104 253V251L102 250ZM101 252V253H102ZM106 252H108L107 250H106ZM118 252V251H117ZM131 252V251H130ZM149 252H150V250H149ZM161 252V251H160ZM161 252V253H162ZM54 253V252H53ZM52 253V254H53ZM86 253V251L83 253V256H85V257H87L86 255H84ZM96 253V252H95ZM114 253V252H113ZM119 253H120V251H119ZM142 253H144V252H142ZM155 253V252H154ZM172 253V252H171ZM58 254V253H57ZM66 254V253H65ZM79 254V253H78ZM89 254V253H88ZM97 254V253H96ZM123 254V253H122ZM74 255V253L72 254V256ZM81 255H82V253H81ZM99 255H102V254H99ZM104 255V254H103ZM103 255H102V257H103ZM106 255V254H105ZM125 256H126V254H124ZM123 255V256H124ZM146 255V254H145ZM153 255V254H152ZM151 255V256H152ZM155 255H158L157 253L155 254ZM162 255V254H161ZM160 255V256H161ZM189 255H191L190 253H189ZM69 256V255H68ZM92 256H94V255H92ZM110 256H113V255H110ZM141 256V255H140ZM143 256V255H142ZM149 256V255H148ZM154 256V255H153ZM163 256H164V254H163ZM192 256V255H191ZM190 256V257H191ZM233 256H237L236 258H234ZM60 257V256H59ZM105 257V256H104ZM158 257V256H157ZM173 257V256H172ZM62 258V257H61ZM74 258V257H73ZM119 258V257H118ZM136 258H137V256H136ZM141 258H143V257H141ZM166 258V257H165ZM90 259V258H89ZM102 259V258H101ZM122 259V258H121ZM131 259V258H130ZM154 259V258H153ZM152 259V260H153ZM168 259V258H167ZM184 259V258H183ZM185 259H186V257H185ZM62 260V259H61ZM75 260V259H74ZM79 260H80V258H79ZM182 260V259H181ZM181 260L179 259V262H181ZM63 261V260H62ZM80 261H82V262H80V264H82V263H86L87 264V262H89L88 260L86 261V260H84V258H83V260L81 259ZM109 261V260H108ZM122 261V260H121ZM129 261V260H128ZM132 261V260H131ZM130 261V262H131ZM135 261V260H134ZM157 261H159V260H157ZM174 261V260H173ZM172 261V262H173ZM71 262V261H70ZM98 262V261H97ZM100 262V261H99ZM104 262V261H103ZM116 262V261H115ZM137 262V261H136ZM171 262V261H170ZM178 262V263H179ZM192 262V261H191ZM67 263V262H66ZM66 263H63V264H66ZM91 263V262H90ZM96 263V262H95ZM105 263V262H104ZM117 263V262H116ZM131 263H133V261L131 262ZM130 263V264H131ZM176 263V262H175ZM182 263H184V262H182ZM253 263V264H254ZM68 264V263H67ZM71 264H79L78 262H74V263H71ZM94 264V263H93ZM106 264V263H105ZM111 264V263H110ZM120 264V263H119ZM193 264H195V263H193ZM196 264H198V263H196Z\"/></svg>","mask_w":264,"mask_h":264}]
</instances>
